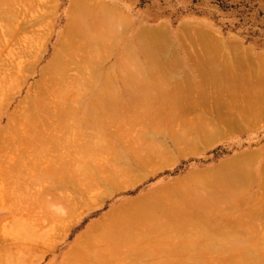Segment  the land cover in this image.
<instances>
[{
    "label": "rangeland",
    "instance_id": "1",
    "mask_svg": "<svg viewBox=\"0 0 264 264\" xmlns=\"http://www.w3.org/2000/svg\"><path fill=\"white\" fill-rule=\"evenodd\" d=\"M2 0H0V6L5 10V8H7L6 6H5V8H4V3L3 2H1ZM15 1V0H14ZM71 0H17L16 2H18V4L16 3V2H14V3H8V4H10L9 6H11L12 7V4H15V6H13V11H16V12H13V13H17V14H14V15H16V17H14V16H12L11 18V20H8V18L6 19H4L3 17H2V15L4 16V11L2 10V9H0L3 13H1L0 12V14H2V15H0L2 18L0 19V20H2V21H0L1 23H0V67L2 66V70H0L1 71V73L4 71L3 69H7V68H10L11 66H9V65H13L14 63H12L13 62V60L14 61H19V60H22V62H23V67H21L22 69L20 70V73H22V75L24 76V79H25V83H23L22 85V88L19 90V92H18V90L16 89V88H14L12 85H10V86H12V90H9V94H11V91H12V94L9 96V97H11V98H8V96H7V98H6V96H5V103H4V93H3V95L1 94L0 95V103L2 104V105H7V101L8 102H10V104L8 103V106H2V105H0V130L1 129H4L5 127H6V125H8L9 123H8V121L9 120H7V118H8V116H9V114H14V113H16V116H15V118L18 116L19 118H20V115L19 114H21L22 113V110H20V109H18L20 106H22L23 105V100L24 101H26V97H27V95H33L34 94V91H33V88H32V86H33V84L36 82V81H38L37 79H39V77H38V75H37V73L36 72H38V69L40 68V67H42L44 64H45V62L47 61V59H48V57H49V55L52 53V51H53V48H54V45H55V43H56V40H57V36H58V32L60 31V30H62L63 29V27H64V25H65V22H66V14H67V8H68V6H69V2H70ZM75 2L77 3V6L78 7H80V8H82L84 11H85V8H86V10H95V9H99V8H101L102 9V11H95V12H97V13H99V14H102L103 16L106 14V13H108L109 14V17H112V18H115V19H118V20H120V21H122L123 22V24L121 25L122 27H120L119 29H117L118 27H116L115 29L117 30V31H119L118 33H120L121 35V37H122V39L120 38V37H118L119 39H120V41H119V39H118V41H119V43H118V41H117V43H114V45L116 46H114L113 48H114V50H110L108 53L109 54H107L106 53V55H105V52L103 53V52H99V53H97L98 54V57H97V55H96V53L94 52L93 53V55H95V56H92V55H88V57H87V59H90V61L89 60H87L86 59V57H84V59H83V57H81V56H87V50L85 51V54L84 53H79V52H77L76 54H74L75 53V48H74V46H71V48L69 47L67 50H71L70 51V53H72V52H74V53H72V55L69 53V51H68V55H64L62 58H61V61L63 60L64 61V63L63 62H60V64L62 65V64H64V66L66 65L67 66V63H68V60H69V58H68V56H70L71 55V57L74 55L75 56V59L77 60L76 62H78V61H80L78 64H83L84 62L87 64V65H85L89 70H86L87 71V74L83 71V69L85 70V66H84V64H83V66L81 67V71L78 69V67L76 68V69H78L77 71L76 70H74L73 68L75 67L74 65H73V63L71 64H69V66L71 65V67H73V68H70V69H73V70H71V71H69L68 69H66V71H69L68 73H70L71 74V76L72 77H70V75H69V79L70 80H72L71 81V83H76V84H73V85H71L70 86V88L67 86H65L64 84L65 83H67V82H64V83H62V82H60V83H62V85H63V87L65 86V89L62 87V90H64L62 93H61V95L60 96H62L61 97V99H60V96H57V97H59V101H57L58 100V98H57V100H56V97L54 98V100L55 101H57V103L59 104V102L60 103H62L61 101H64V100H66L68 97H72V104L75 106V104L77 103V101H78V105H79V110L77 109V112H82L83 111V114L82 115H84L85 113L84 112H88V110L87 109H89V108H91L92 106H94L97 102H95V100H94V105H89V104H91L92 103V97H94L95 96V98L94 99H96L97 97H96V93L98 94V93H100L101 91H104V90H108V92L109 93H115L116 94V92L119 90V89H121V87L123 88V85H122V83L123 82H125V81H123L122 79H124L123 77H125V76H129V77H132V78H129V77H125V79L126 78H128L127 79V81L125 82L126 84H127V86L130 88H132V83H134L133 81H135V80H137V78H136V76L138 75V74H141L142 73V75L144 76V74L146 75H148V77H147V75L145 76V77H143V76H141V77H143V79H151V77L153 76V75H155V74H152V75H150V72L152 71L150 68L153 66V67H156V68H154V70L155 69H157V70H159L158 68H165V69H162L161 70V68H160V70H161V72H160V70L158 71V72H160L159 74V76L157 77V72L155 71L154 73H157L156 75H155V77H157L156 79H158L160 76H164V77H166L165 79H168V81L167 80H165L164 79V77H161V78H163L164 79V81H166V82H169L170 80V82H169V85L171 86V88L173 89L172 91L170 90H168L169 92H175V91H177V92H175L176 94L178 93L179 94V96H181L180 95V91L181 90H179L180 89V87L181 86H179V87H177L176 86V89L174 90V87H175V85H172V84H175V80H176V82L177 83H179L180 81L182 82V84L181 83H179V85H182L183 87H185V85L187 86L190 82H196V81H198L199 80V78L200 77H204V76H202L203 74H210L209 72H208V70L209 71H215L214 73H216L215 75H214V73L212 72L211 74H213V78H217L216 77V75H219V73H223V72H227V73H229V74H231L232 72H234L235 71V69L233 70V71H230L229 70V72H228V70H227V67H225V65H219V67L217 66V65H215L216 63L215 62H217V63H219V64H222V62L223 61H216V57L215 58H213V56L215 55L216 56V53L215 52H213V53H211L212 52V50L213 49H211V51L209 50L211 47L212 48H214V46H216L217 47V49H216V51H220L219 52V55H221V53L224 51V50H226V53L227 54H225L224 52V54H225V56L227 57H229V55H228V52L230 53V57L229 58H227V59H231V61L234 59L232 56L233 55H235L236 57H237V59H238V57H239V59H240V56H241V58L242 57H244L245 59H252V60H250V61H248V59L246 60V61H248V62H250V63H246V61H245V59H243L244 61H245V63L244 64H246L245 66L243 65V62L241 63V60H237V62L238 61H240L239 63H241V65L242 66H244V67H251V71H252V67H254V65H255V70L256 71H258V73L257 72H253L254 73V75H256V74H259L260 72H262L260 69H263V67L261 68H259L257 65H258V61H261V62H263L264 61V58H262V56H264V0H75ZM7 4V5H8ZM0 7V8H1ZM11 7H10V9H8V10H11ZM16 8V9H15ZM15 9V10H14ZM48 10V11H47ZM47 11V12H46ZM12 12V11H11ZM49 12V13H48ZM111 12H113V13H115V14H113L112 13V15H111ZM9 13H10V11H9ZM8 13V14H9ZM13 13H12V15H13ZM8 14H6V15H8ZM5 15V16H6ZM10 15H11V13L8 15V17H10ZM51 16V17H50ZM14 17V18H13ZM27 17V18H26ZM37 17H38V19H37ZM48 17V18H47ZM29 19V20H28ZM25 22V23H24ZM39 22V23H38ZM49 22H51V23H49ZM48 23V24H47ZM23 25L25 26V27H23ZM30 25H34V26H32V28L30 27ZM22 26V27H21ZM50 27H51V29H50ZM14 28H15V30H14ZM21 28V29H20ZM27 28V30L26 31H24V29H26ZM123 28V29H122ZM141 29H160V30H162V32L159 34V37H157L158 39H162V36H167L164 40H160L159 42H158V40L157 41H154V40H151V42L152 43H149L150 41V39H148V41H146L145 43H144V41L146 40V39H143V38H140V37H137L138 36V32L137 31H139V33H140V31H141ZM18 30H20L21 32H19ZM124 31H126V32H124ZM163 31H165V34L163 33ZM14 33V35L12 36V34L11 33ZM17 32H19V33H17ZM51 33V34H50ZM124 33V34H123ZM164 35H163V34ZM46 34H47V36H46ZM161 34H162V36H161ZM8 35H11V36H8ZM50 35V36H49ZM49 36V37H48ZM8 37L9 38H12V39H8ZM16 37V38H15ZM44 37H48V38H44ZM161 37V38H160ZM19 38L21 39L20 40V42H19ZM41 38V39H40ZM137 38L138 39H140L141 41H143L141 44L139 43V45L141 46V48H139L140 46H138V44H136V43H138L139 41H137ZM164 38V37H163ZM181 38V39H180ZM190 38V39H189ZM28 39H30L29 41H28ZM36 39V42L34 41ZM168 39V40H167ZM193 39V40H192ZM40 40H42V41H40ZM85 40V39H84ZM84 40H83V42H84ZM115 40V39H114ZM166 40V41H165ZM183 40V41H182ZM33 41V43H31ZM110 41H112L113 42V39L112 40H109V41H107V44H108V42H109V44H110ZM116 41V40H115ZM114 41V42H115ZM195 41V42H194ZM26 42L29 44V47H30V45L32 46L30 49L28 48V47H26V46H28V45H26ZM39 42H40V44H39ZM81 44L83 43L81 40L79 41ZM86 42H88V41H86ZM85 42V43H86ZM184 42H185V45L187 46H185L184 45ZM200 42V43H199ZM16 43V44H15ZM17 43H19V44H17ZM46 43V44H45ZM84 43V44H85ZM130 43H132L131 44V49L133 48V47H136L137 49H135V48H133L132 49V51L133 52H136L137 53V57L136 56H133V54H132V58H129L130 59V61L127 59H125L126 61H125V63L127 64V65H129L132 61H133V63L131 64V65H129L132 69L134 68L133 67V65H137L138 67V71L136 70V69H134V70H130V67H129V69H128V71L129 72H126V71H123V73H125V76H124V74L122 73V71L120 72L119 71V69H115V68H113L114 69V71L113 70H110L109 68H111V67H108V65H111V64H114V66H112V67H115V64L116 65H118V62L119 61H121L122 59L119 57V53H123V58H125L127 55H125V52H126V49L127 48H129V47H126L125 48V46H127L128 44L130 45ZM33 44V45H32ZM34 44H35V47H34ZM43 44H45V46L46 47H44V48H46V49H44L43 48ZM87 44V43H86ZM85 44V45H86ZM118 44V45H117ZM125 44H127V45H125ZM135 44V45H134ZM18 45V46H17ZM25 46L24 48H21L22 46ZM40 45V46H39ZM133 45V46H132ZM184 45V46H183ZM211 47H210V46ZM192 46V47H191ZM19 47V48H18ZM33 47H34V49H33ZM147 47V48H146ZM188 47H189V50H188ZM197 47V48H196ZM202 47V48H201ZM208 47H210V48H208ZM215 47V48H216ZM14 48H17V49H14ZM21 48V51L19 52V49ZM73 48H74V50H73ZM150 48V49H149ZM22 49H23V51H24V49H25V51L24 52H26V51H29V55H28V52H27V55L28 56H26L25 54H24V52H22ZM26 49H28V50H26ZM33 49V50H32ZM42 49H44V51H42ZM134 49H135V51H134ZM144 49H148V52L147 51H145V52H147L148 54L146 55V56H143V55H141V53H140V51H144ZM192 49V50H191ZM195 49V50H194ZM199 49V50H198ZM202 50V52L205 50V49H207V51L209 50L210 52H207L206 53V50H205V52H204V54H206L205 55V58H204V54H203V56H202V58H201V55L202 54H200L201 52V50ZM223 49V50H222ZM30 50H32V51H34V52H32V54H31V51ZM41 50V51H40ZM67 50H66V53H67ZM151 50H153V51H151ZM199 51V53H198V51ZM215 50V49H214ZM150 51V52H149ZM189 51V52H188ZM192 51H195V52H192ZM197 51V52H196ZM222 51V52H221ZM16 52H19V54H17ZM111 52V53H110ZM156 52V53H155ZM20 53H21V55H20ZM34 53V54H33ZM37 53V54H36ZM87 53V54H86ZM100 53H102V55L100 54ZM189 54V55H187V54ZM191 53V54H190ZM195 53V54H194ZM197 53V54H196ZM209 53V54H208ZM223 53H222V55H221V57L223 56V58L225 57L224 55H223ZM232 53V54H231ZM15 54H17V57L20 55V56H23V55H25V56H23V57H25V60L21 57H18V58H16V55ZM65 54V53H64ZM70 54V55H69ZM83 54V55H82ZM104 54V55H103ZM112 54V55H111ZM159 56H158V55ZM208 54V55H207ZM210 54H212V55H210ZM218 54V53H217ZM15 55V56H14ZM32 55V56H31ZM33 55H35V56H33ZM40 55V57H39V59H36V58H38V56ZM78 55H80V57L78 56ZM156 55H157V57H159V58H157L156 57ZM187 55V56H186ZM195 57H194V56ZM246 55V56H245ZM37 56V57H36ZM91 56V57H90ZM143 56V57H142ZM191 57V59H190V57ZM196 56H198V58L197 59H195L196 58ZM200 56V57H199ZM218 56V55H217ZM258 56V57H257ZM96 57V58H95ZM104 57H105V59H104ZM131 57V56H130ZM134 57V58H133ZM154 57V58H153ZM193 57V58H192ZM211 57V61L209 60V59H207V58H210ZM221 57H220V60H221ZM225 57V58H226ZM259 57H261V59H259ZM10 58V59H9ZM66 58H68V60L66 59ZM79 58H81V59H83V61H81V60H78ZM91 58H93V59H91ZM95 58V59H94ZM99 58H103L104 60L103 61H106L105 63L103 62V61H101V59H99ZM139 58V59H138ZM157 58V59H156ZM233 58V59H232ZM6 59H8V60H6ZM16 59V60H15ZM36 59V60H35ZM73 59V58H72ZM90 63V62H92L91 64H88L87 62H86V60ZM142 59V60H141ZM149 59V60H148ZM156 59V60H155ZM189 59V61H187ZM194 59L196 60V61H194ZM201 59H205L204 61H207L208 62V60L210 61V63H208L209 64V66H207L206 68H204V69H201L202 67H200L199 68V63H197V62H199ZM207 59V60H206ZM213 59H215V61L214 62H212L213 61ZM27 60V61H26ZM30 60V61H29ZM33 61V63L35 64V62L37 63L38 61H39V63H37V64H35V65H33L32 64V66H34V68H31L32 66H31V63L30 62H32ZM70 60H71V58H70ZM74 60V59H73ZM73 60H71V62L73 61ZM98 60V61H97ZM99 60L101 61V62H99ZM124 60V59H123ZM122 60V61H123ZM141 60V61H140ZM242 60V61H243ZM5 61V62H4ZM67 61V62H66ZM121 61V62H122ZM137 61V62H136ZM142 61H143V63H142ZM192 61H194V62H192ZM202 61V63L204 64V62H203V60H201ZM234 61V60H233ZM232 61V63H234ZM98 62V63H97ZM105 64H103V63ZM136 62V63H135ZM148 62V63H147ZM192 62V63H191ZM206 62V63H207ZM3 63H6L7 65H5V64H3ZM28 63H30L29 64V66H27L28 65ZM129 63V64H128ZM142 63V64H141ZM238 63V64H239ZM100 64H103L102 66L100 65ZM138 64H141V65H138ZM144 64H150L149 66L148 65H144ZM162 64V65H161ZM191 64V65H190ZM195 64V66L197 65V68L194 70V68H193V65ZM208 64H204V65H208ZM234 64H236L237 65V63H236V61H235V63ZM249 64H250V66H249ZM254 64V65H253ZM24 65H26L25 67H24ZM94 65V69L95 68H98V70H94V71H98L97 73H100V72H102V73H100L101 74V76H99L100 74H96L95 73V75H93V74H91V72H93L94 73V71H90V69H92V66ZM144 65V66H143ZM168 65H170V66H168ZM202 65V64H201ZM200 65V66H201ZM203 65V66H204ZM214 65H215V67H216V70L218 69H220V71L218 72V70H217V72H216V70L214 69L215 67H214ZM241 65L239 66L240 67V70H241V68H244V67H241ZM4 66V67H3ZM9 66V67H8ZM106 66H107V68L109 69V71H112L111 72V76H109L110 75V72H109V75L107 74L108 72L106 71L107 70V68H106ZM148 66V67H147ZM160 66V67H159ZM190 66H192V67H190ZM212 66V67H211ZM223 68H221V67ZM257 66V67H256ZM260 66V65H259ZM26 67L28 68V67H30V68H28V69H26ZM63 67V65L61 66V68ZM80 67V66H79ZM169 67V68H168ZM25 68V69H24ZM64 68V67H63ZM62 68V69H63ZM144 68V69H143ZM233 68H234V66H233ZM233 68H231L230 67V69L232 70ZM238 68V66H236V69ZM99 69L101 70V71H99ZM169 69V70H168ZM199 69H201V72H203V73H201L200 72V70ZM208 69V70H207ZM212 69V70H211ZM249 70H250V68H248ZM247 69V71H248V74L249 73H251V71L249 72V70ZM64 70V69H63ZM141 70L142 71H144V72H146V73H144V72H141ZM149 70H151V71H149ZM153 70V71H154ZM164 70L166 71V72H169V73H167V75H166V73L164 72ZM197 70H199V72H197ZM202 70H204V71H202ZM244 70H246V68H244L243 70H241L240 72H242V71H244ZM31 71L33 72L34 71V73H32L31 74ZM88 71H90V75H88ZM122 74V76H121V74L119 73V72ZM149 71V72H148ZM194 71H195V73H194ZM222 71V72H221ZM236 71H239V69H237ZM247 71H245L246 72V75H244V74H242V75H244V76H246V78H247ZM264 71V70H263ZM25 72H27V73H25ZM113 72H115L114 74H113ZM137 72H140V73H137ZM184 72V73H183ZM0 73V79L2 78V74ZM31 75H30V74ZM66 73V74H65ZM104 73V74H103ZM144 73V74H143ZM196 73H198V75L196 74ZM226 73V74H227ZM236 73V72H235ZM234 73V74H235ZM252 73V74H253ZM112 74L116 77V81H114V77L112 76ZM116 74V75H115ZM133 74V75H132ZM186 75V77H187V79H186V77H184L185 75ZM202 74V75H201ZM238 74V75H237ZM64 75L65 76H63V77H66V75L68 76V74H67V72H65L64 71ZM83 75V77H82V83L80 82V84H82V86H84V87H82V90H81V88H78V89H80L79 91H77V87L79 86H77V81L79 80V81H81L80 79H81V77L80 76H82ZM97 75V76H96ZM104 75V76H103ZM118 75V76H117ZM182 75H184L183 77H182ZM199 75H201V76H199ZM232 76H233V73L231 74ZM236 75L238 76V77H240V80H241V73H236L234 76L236 77ZM250 75V74H249ZM260 75H263V73L261 74L260 73ZM23 76H22V79L21 80H23ZM29 76V77H28ZM77 76H79V77H77ZM120 76L122 77L121 79H120ZM150 76V77H149ZM188 76H189V78H188ZM212 76V75H211ZM220 76V75H219ZM218 76V77H219ZM233 76V77H234ZM252 76V75H251ZM251 76H249V77H251ZM79 78V79H75V78ZM97 78V82H95L96 80L95 79H93V78ZM141 77H138L139 79L141 78ZM155 77H152V84H153V91H152V85H151V87H144L143 86V89H144V91L142 90V89H140V87H139V89H140V91L142 90V92L143 93H148V92H150L151 94H155L156 92V94H159V96H160V94H161V98H167L168 97V95H167V92L168 91H166V92H164L163 93V88L165 87V85H163V87H160L159 85V83L160 82H156V79H153V78H155ZM167 77H169V78H167ZM198 77V78H197ZM248 77V78H249ZM83 78H86L85 80L83 79ZM89 78H91L92 80H90ZM183 78H184V80H183ZM237 78V77H236ZM66 79H68V77L66 78ZM66 79H64L65 81H66ZM111 80L110 82H109V80ZM124 79V80H125ZM131 79V80H130ZM134 79V80H133ZM142 79V78H141ZM162 79V80H163ZM177 79H179L178 81H177ZM238 79V78H237ZM243 79V78H242ZM252 79V78H251ZM63 80V81H64ZM75 80H77L76 82H75ZM84 80V81H83ZM90 80V81H89ZM128 80H129V82L131 83V85H130V83L128 82ZM154 80H155V82H156V84L158 85V87H160V92L159 91H155V89L157 90V85L155 86L154 84ZM159 80V79H158ZM157 80V81H158ZM162 80H160V81H162ZM189 80H191L190 82H189ZM193 80V81H192ZM249 80V79H248ZM68 81V80H67ZM78 81V82H79ZM132 81V82H131ZM140 81V80H139ZM163 81V82H164ZM183 81H188L189 83L187 84V82H186V84L185 85H183V83H185V82H183ZM239 81V80H238ZM242 81V80H241ZM245 81V80H244ZM243 81V82H244ZM20 82H23V81H19L18 83H20ZM70 82V81H69ZM68 82V83H69ZM107 82V83H106ZM116 82V83H115ZM136 82V81H135ZM93 83H96L95 85L97 86H94V87H92L91 88V85L93 84ZM103 83H105V84H103ZM114 83L115 84H118V85H114ZM245 83V82H244ZM247 83H249V82H247ZM59 84V83H58ZM57 84V85H58ZM135 84V83H134ZM161 84H163V83H161ZM164 84H168V83H165L164 82ZM240 84H242V83H240ZM9 85V84H8ZM8 85H6V87H5V90H4V88H3V92H6V90L8 91V89H9V86ZM15 85H17V84H15ZM20 85V84H19ZM62 85H60V86H62ZM76 85V86H75ZM94 85V84H93ZM150 85V83L147 85V86H149ZM190 85V84H189ZM243 85V87H245L244 85L245 84H242ZM21 86V85H20ZM44 86V87H43ZM73 86H75V88L73 87ZM87 86V87H86ZM102 86V89H104V90H102L101 88H100V90H99V87H101ZM106 86V87H105ZM112 86H113V88H112ZM118 87L117 88V90H116V87ZM126 86V87H127ZM146 86V85H145ZM162 86V85H161ZM169 86V87H170ZM191 86V85H190ZM194 86V85H193ZM41 87H43V90L44 89H46V91H45V93H47V94H49V90L51 89V90H53V89H56V88H58L57 86H56V88L54 87V85H52L51 87H54L53 89L52 88H48L49 86H45V85H41ZM72 87H73V89H72ZM86 87V89H84ZM88 87H89V89L91 90V93H92V90H94L93 92L95 93H89V91L87 90L88 89ZM96 87V88H95ZM127 87V88H128ZM135 87V86H134ZM156 87V88H155ZM182 87V88H183ZM189 86H187V89H190V91L192 92V90H191V88H188ZM214 87V86H213ZM212 87V88H213ZM242 87V86H241ZM242 87V88H243ZM248 87V85L245 87V88H247ZM60 88V87H59ZM58 88V89H59ZM110 88H111V90H110ZM115 88V89H114ZM128 88V89H129ZM131 88H130V90H131ZM142 88V87H141ZM145 88H151V90L150 91H148L147 89H145ZM162 88V89H161ZM181 88V89H182ZM195 88V89H194ZM197 87H193V89L194 90H196V92H198V89L199 90H201V92H203L204 94H205V92L204 91H202V90H204V88H198V89H196ZM211 88V87H210ZM209 88V89H210ZM211 88V89H212ZM215 88V87H214ZM19 89V88H18ZM29 89H31V90H29ZM36 88H34V90H35ZM73 91H72V90ZM83 89H84V92L85 91H87L88 92V95L89 94H91V95H86V96H88V97H86L85 99H87V101L83 98V95H84V93L82 92L83 91ZM132 89H134V88H132ZM166 90L168 89V86H166V88H165ZM183 89H186V88H183ZM187 89L184 91V92H186L187 91ZM209 89H205L206 91L207 90H209ZM239 89V88H238ZM248 89V88H247ZM161 90H162V92H161ZM178 90H179V92H178ZM15 91H16V93H15ZM98 91H100V92H98ZM111 91V92H110ZM165 91V90H164ZM183 91V90H182ZM181 91V92H182ZM239 91V90H238ZM18 92V93H17ZM55 92V91H54ZM68 92H70L69 94H68ZM142 92H140V94L142 93ZM168 92V93H169ZM184 92H182V93H184ZM188 92V91H187ZM194 93H193V95L195 96V95H197V93H195V91H193ZM201 92H199L198 94L199 95H197V96H200L201 98H203L202 97V94H200ZM8 93V92H7ZM7 93H5V95L7 94ZM13 93H15V94H13ZM29 93V94H28ZM65 93H66V96H65ZM170 93V94H171ZM172 93V94H173ZM8 94V95H9ZM72 94V95H71ZM156 94H155V96H156ZM163 94H165L166 95V97L165 96H163ZM169 94V96H171ZM50 95V94H49ZM59 95V94H58ZM84 95V96H85ZM116 95H119V92L116 94ZM192 94H191V96H193ZM209 95V94H208ZM211 95V94H210ZM64 96L66 97V99L64 98ZM148 96V98H151V97H149L150 96V94H148L147 95ZM153 96V95H152ZM154 96V97H155ZM173 96V95H172ZM175 96H177V98H182V96L181 97H178V95H175ZM186 96H187V94H186ZM185 96V97H186ZM188 96H189V93H188ZM206 96V95H205ZM22 97H23V99H22ZM48 97V96H47ZM46 97V99H47V101H48V98ZM157 97V96H156ZM174 97V96H173ZM173 97H172V99H173ZM25 98V99H24ZM68 99V101L70 100L71 101V99ZM147 98V97H146ZM157 98H159V97H157ZM164 98H163V101H166V102H163V101H161V99L159 100V99H156V98H154V101H155V99L156 100H158V102L160 101V102H162V104L164 105H162L161 104V107H164V109H166V111L168 110V109H170V107L168 108V107H166V104H169V105H176V103L171 99V100H169L168 101V99H166V100H164ZM168 98H171V97H168ZM176 98V97H175ZM177 98H176V100H177ZM187 98V97H186ZM189 98V97H188ZM187 98V99H188ZM196 98H199V97H196ZM206 98H211L212 99V97L210 96V97H206ZM27 99H28V97H27ZM81 99V100H80ZM84 99V100H83ZM185 100V98L183 97V100H185V101H187V102H185V101H180L179 102V100H178V102L179 103H177L179 106H181V107H178V108H176V109H179L178 110V112H177V114L179 113V111L181 110V108H185L187 105L189 106V104H190V102H191V100H189V102H188V100ZM191 99H193V98H191ZM195 99V98H194ZM200 99V98H199ZM3 100V101H2ZM21 102H20V101ZM50 100L52 101V99L50 98ZM61 100V101H60ZM80 100V101H79ZM83 100V101H82ZM97 100V99H96ZM153 100V97H152V99H151V101ZM180 100H182V99H180ZM67 100H66V102H68ZM171 101H173L174 103H172V104H170L171 103ZM193 101V100H192ZM194 101H196V100H194ZM202 101V100H201ZM208 101H209V99H208ZM75 102V103H74ZM80 102H82V104L80 105L79 103ZM90 102V103H89ZM153 102V101H152ZM152 102H149V104L150 105H152L154 108H155V106H154V104L155 103H157V101L155 102V103H152ZM183 102H185V103H183ZM198 102H199V106L201 105V104H203V102L201 103L199 100H198ZM197 102V103H198ZM4 103V104H3ZM19 103H21V104H19ZM49 103V102H48ZM69 103H71V102H69ZM68 103V104H69ZM83 103L85 104V107H86V110H84L83 109ZM201 103V104H200ZM209 103V102H208ZM76 104V107L78 106ZM19 105V106H18ZM50 105V104H49ZM87 105V106H86ZM156 105V104H155ZM157 105H158V103H157ZM184 105H186V106H184ZM205 105V104H204ZM204 105H202V109L200 108V114L198 115V113H199V107H194V108H192L193 110H194V112L196 113H189L190 111H191V109H188L187 107V109H186V111L188 110V114H186L185 115V113H187L186 111H185V109H182L183 110V112H184V114H180L179 113V115L178 116H180L181 115V117H182V119L183 120H187V121H192V120H189L190 118L192 119V117H195V116H201V114H202V116H203V114H204V112L206 111L207 112V110H205L204 111V109H207V108H204ZM208 105V104H207ZM210 105H212V104H210ZM210 105H208V107H210ZM214 106H212V107H210V108H212L211 109V112L209 111L207 114H206V112H205V114H204V117H206V118H208V119H211V120H213L214 121V117L216 118L217 116L216 115H219V113L217 112V114L215 113V114H213L214 112L213 111H216V109L215 108H217L216 107V105L215 104H213ZM1 106H2V108H1ZM184 106V107H183ZM230 107L231 106H233V105H229ZM156 107H159V108H161L159 105L158 106H156ZM166 107V108H165ZM207 107V106H206ZM21 108V107H20ZM78 108V107H77ZM153 108V109H154ZM204 108V109H203ZM221 108V107H220ZM223 108L225 109L226 107L225 106H223L222 107V109L221 110H223ZM227 108H228V111L227 110H224L223 111V114H227V112H229L230 111V108L227 106ZM233 108V110H234V107H232ZM14 109L16 110V111H14ZM81 109V110H80ZM83 109V110H82ZM163 109V108H162ZM173 109V108H172ZM214 109V110H213ZM217 109H219V108H217ZM20 111V112H18V111ZM156 110V109H155ZM171 110V109H170ZM182 110L180 111V112H182ZM192 110V111H193ZM203 110V111H202ZM233 110H231V111H233ZM159 111V109H157V111H155V112H158ZM166 111L164 112L165 114H166ZM175 111V109L173 110V112ZM227 111V112H226ZM234 111H236V110H234ZM11 112H13V113H11ZM17 112H18V114H17ZM182 112V113H183ZM225 112V113H224ZM79 113V114H80ZM211 113V114H210ZM175 114H176V112H175ZM176 114V115H177ZM190 114V115H189ZM209 114V115H208ZM81 115V114H80ZM82 115H81V117H82ZM174 115V114H173ZM183 115H185V117H186V119H185V117H183ZM192 115H195V116H192ZM220 115L222 116V114L220 113ZM85 116V115H84ZM220 116V117H221ZM226 115H224V120H223V122H226L227 121V118H229L230 117V115H227L228 117H225ZM231 116H233L232 118L233 119H235V114H231ZM13 117V116H12ZM11 117V118H12ZM17 117V118H18ZM181 117H176V121H178V122H182V119H181ZM14 118V119H15ZM166 118H168V117H166ZM232 118H229L230 120L232 119ZM248 118V117H247ZM253 118V116H251V114H250V118H248L249 120L250 119H252ZM13 119V118H12ZM11 119V122H12V124H13V126H15V120H14V122H13V120ZM44 118H42V120H43ZM154 119H157V120H165V119H163L162 117L161 118H157V117H155ZM220 119V118H219ZM20 120V119H19ZM230 120H228V121H230ZM36 121V120H35ZM227 121V122H228ZM231 121H233V120H231ZM16 123H18V121L16 122ZM148 124H147V126L148 127H152V126H154V124H158V123H149V122H147ZM11 124V125H12ZM23 124L24 123H19L18 124V126L17 127H19V128H17L18 129V131L19 130H25L26 129V127L24 126L23 127ZM160 125H162L158 130H160V131H167V130H170V128H172V125H169V124H160ZM144 126V121H142V122H139L138 124H137V127H134V128H132L131 129V131H130V133H128L127 132V130L126 131H123L122 132V134H123V137L124 138H122L121 139V141L123 142V145L121 144V141H120V144L119 145H117V142H119V139H118V137H115V144H113V145H115V147H114V150H115V152H117L116 154L115 153H113L112 151H110V150H107L108 152H110V153H107L108 154V158L109 159H111L112 157L114 158V156L115 155H117V156H115L116 158L117 157H119V154L120 153H127V151L126 150H123L124 148H123V146H127V145H129V143H131L132 141H131V139L133 138V137H136L137 135L136 134H134L135 132H141V128ZM154 128V127H153ZM174 128H179V124H177L176 123V125H175V127ZM27 129H29V128H27ZM110 129H112V130H115V129H113V127L111 126L110 127ZM91 131V130H90ZM9 133H11V134H9ZM9 133H6V137H7V135H8V137L9 136H11V137H14L13 136V133L12 132H10L9 131ZM60 134V133H59ZM62 135L63 134H60L59 136H61L62 137ZM65 135V134H64ZM66 136V135H65ZM97 136H99V135H97ZM98 139V138H97ZM118 139V140H117ZM139 139L141 140H143L145 143H148L146 140H144L141 136L139 137ZM217 139V140H216ZM214 141L212 140L211 141V143L209 142L208 144H209V146L206 144L205 146H201L200 145V147H199V151H197L198 149H195V152H194V150H191V151H186V153H183L182 154V152L180 151V149H179V151L181 152V154H180V152H178V148H173V146L171 145V142L170 141H168V140H166V139H164V143H168L169 145H170V147L171 148H173L174 150H173V153H172V155H174V158H171L172 160H170V159H168L169 158V156H168V158H166L165 159V157H162V158H159V163H154V165H150V168H148L149 167V165L148 166H144V167H139V166H137V165H133L134 166V168H133V166L131 165L130 167L131 168H129L128 170H127V172H125L126 174L125 175H122L123 176V178H120V176L118 177V179L116 180L117 182H119V180L122 182L123 180H125V179H128L127 181V183L126 182H124V184L123 183H120V184H123V185H119V187L117 188V187H111L110 185H108V182L107 181H101V180H97V183L98 182H100L101 184L100 185H98L97 184V187H95V189H89L90 191V193L89 192H87V193H89V195L88 196H90V197H88V196H85L86 194H85V191H87V190H85V189H83L84 188V181H83V185H81V183L80 182H77V180H79L80 178L79 177H84V176H82V175H84V173H82L83 171H84V169H82L83 171L81 172L82 173V175L81 176H79L78 177V179L76 180V182L73 180V177H76V176H73V172H75V171H72V173H71V170L69 171V169H71V167H72V165H74L75 166V164L74 163H76L77 164V162L78 161H80V163H81V161L83 162V160H80V157L79 156H77V158H74V157H72V155L74 156V155H76V154H78L79 153V151L81 152L82 150H83V148L85 149V146L86 145H84V147H81V148H79L78 146L79 145H77V147L80 149H78L79 151L77 152L76 151V147L73 149V147H72V149H73V151H71V152H73V153H76V154H72L71 156L70 155H68V152L71 150L70 148V150L67 148L66 150L68 151H64L65 149H61L60 150V153H58V154H56V155H59V154H62V152L64 151V153H67V156H69L70 158H73V159H75V161L72 163V159H69L68 160V164L67 165H65V167H64V165H63V167L64 168H67V172L66 171H64L67 175H69V177H67L66 175L64 176V174L63 173H61V174H63V178H64V180L66 179V180H68V178L69 179H71V175H72V179L71 180H68L67 182H66V180H65V183H69L70 181H72V183L70 182L69 184L70 185H72L73 184V186H71V187H69L68 185L69 184H67L66 186H65V183H64V181L62 182V183H64V184H62V183H60L59 181L60 180H58V179H56L57 177L54 175V177L53 176H51V178H53V181H50L49 180V182L51 183H53V185H54V183H55V185L58 183L59 185H56V186H48L50 183H46V182H43V181H40L39 179H37V180H39V181H36V178H39V174H38V172H40V174L42 173V172H44V171H42V169L41 170H39L40 168H38V166H36V165H34V167L36 168V169H38V172H37V170L35 169V171L37 172H35L33 169H34V167H33V169H32V167L30 166L29 168H28V171L30 170V168H31V171H29L30 173H33V174H35L36 173V175H37V177H35V175H33L34 177H29L28 176V178H35V180L34 179H32V181L34 180L35 181V183H34V181H33V183L34 184H37L38 185V182H42V186L44 187V185H46L45 186V188H47V189H43L42 187H41V183L37 186V185H34V184H32V185H34V186H31L30 184L29 185H25V187H26V189H25V187L24 188H22L21 190L19 189L20 187H22V184L25 182V181H23L22 182V184H20V186H17V184L15 185V184H13V186L11 185L12 183V180H13V178H14V175L12 174V173H15V172H12L11 174H12V178L10 177L11 176V174H9V177H8V174L6 175V174H4V172L5 173H9V172H11V171H9V172H7L6 171V169L4 170L3 168H4V166L5 167H8V165L9 164H11L12 163V159H14L16 156H20L21 154H23V155H25V153L26 152H23V153H18L17 151H16V153H14L13 151H15V150H13L12 151V154L10 155V153H3V151H0L1 153V156H0V239H6L7 241H8V239L10 240V241H8V243H6L7 245H4L5 244V242H4V240H3V242L2 243H0V244H2V245H0V248L2 249L1 251H0V261H1V263L0 264H62L63 263V261H64V259H65V257H66V251L68 250V248L73 244V242H74V240H75V237L86 227V225L88 224V223H90V222H92L93 220H96L97 218H99L100 216H102L103 214H105V213H107L109 210H110V208L112 209L113 207H115L116 205H121V204H124V202H126V201H131V200H134L136 197H138V196H141V195H145V194H149V196H148V200L150 201V202H152V203H154L155 204V206L156 207H159V209L157 210V211H153V209H152V211L154 212V213H150V211H149V215H150V217H152L153 216V214H155V213H157L156 215H154L153 216V218H152V220L153 219H156L155 221L156 222H158V216H159V223H161L160 222V220H163V221H165L166 219H165V217L166 216H169L168 214H170V213H174V211H176L175 209H178L177 211H181L180 210V208L182 209V207H186V209H187V211H189L190 213H192L193 211H197V210H195V209H191V208H189V206L191 207V205H192V203H193V201H194V203H197V205H211L209 202L211 201V200H213V194H212V190H214L213 192H215V190H216V192H217V187H218V193H220V192H222V191H220L221 189H223V188H226V187H223V186H217V187H211L212 189H211V191L209 192V190H207V192L205 193V191H203L208 197H204V196H201V194H199V191H197L198 189L196 188V187H194V188H196V190L193 188V187H191V189H189L188 191L190 192V193H194V195L193 194H191L192 196L190 197V193H188V195H189V197H184L183 198V196H176L177 198H175V195H173L174 196V198H169L168 199V201L166 200V198H165V200L166 201H164V197L162 196V197H160V199H156L155 197H156V195L155 194H152V195H150V193H151V191H153L155 188H157V187H159V186H161V185H164V184H170V183H172V182H174V181H176V180H178V179H180V178H182L183 176H185V175H187V174H189L190 172H194L193 174H196V172L197 173H199V171H204V170H210L212 167H214L217 163H219V162H221V161H223V160H226V159H230V158H232L234 155H238V154H240V153H245V152H251V151H257L258 152V156L256 157V158H254V157H252L251 159H250V161H248L249 163H251V164H253V163H255L256 165H258L259 164V162L261 163H263V157H264V117L262 118V119H260L259 121H254L253 122V124H251L249 127H245L244 128V131L243 132H238V133H235V134H233V135H230V134H225V135H221V136H218L217 138H216ZM99 140V139H98ZM96 141V140H95ZM97 142V141H96ZM35 145V144H34ZM76 145V144H75ZM92 145V144H91ZM90 145V146H91ZM120 147V148H119ZM118 148V149H117ZM147 149H150V147H147ZM158 149L160 150V149H162V148H160V147H158ZM76 152H75V151ZM87 150L89 151V153L90 152H94V149H90V148H88L87 147ZM87 150L85 149V151H86V153H85V151H82L83 153H85V154H87L88 152H87ZM111 150H113L112 148H111ZM113 150V151H114ZM99 151V150H98ZM124 151V152H123ZM30 152V151H29ZM95 152H96V149H95ZM100 152V151H99ZM146 152H150V151H148V150H146ZM18 153V154H17ZM55 153V152H54ZM70 153V152H69ZM82 153V154H83ZM88 153V154H89ZM98 153V152H97ZM103 153H105V152H102V154ZM4 154V155H3ZM85 154H83L84 156H85ZM87 154V155H88ZM90 154H92V153H90ZM93 154H95V153H93ZM102 154H101V156H102ZM115 154V155H114ZM3 155V156H2ZM23 155H21V156H23ZM26 155H27V153H26ZM29 155H30V153H29ZM28 155V156H29ZM66 155V154H65ZM80 155H81V153H80ZM85 156L86 157V160H85V167H88L87 165H88V160H89V164H93L92 166L91 165H89V167L90 168H92L93 170H96V169H94V165H95V162L97 163V161L99 160V158H98V156H97V158H96V156L94 155V159L92 160V156L90 157V159L89 158H87V157H89V155L88 156ZM9 156V157H8ZM66 156V160L68 159V157ZM84 156H82V157H84ZM99 156H100V153H99ZM106 158V160H105V158ZM102 156V158L100 157V161H98L99 163H97V165H100V163H101V165L103 164V161H105V163L103 164V165H105L106 164V162H107V155L105 154V155H103ZM170 156H171V154H170ZM24 157H26V158H28L27 156H24ZM76 157V156H75ZM81 157V159H83ZM84 157V158H85ZM167 157V156H166ZM172 157V156H171ZM4 158V160H5V158L7 159L6 161H9V163H5L6 161H2V159ZM11 160H10V159ZM25 158V161L27 160ZM29 158H31V156H29ZM28 158V159H29ZM104 158V160L102 161V159ZM115 158V159H116ZM164 158V159H163ZM258 158V159H257ZM24 159V158H23ZM22 159V160H23ZM77 159H79L78 161H77ZM98 159V160H97ZM109 159H108V161H109ZM90 160H92V161H90ZM119 160V161H118ZM118 160H114V159H111V161L112 162H119V164H120V160H121V157L118 159ZM170 160V161H169ZM221 160V161H220ZM24 160H23V162H25ZM93 161H95V162H93ZM169 161V162H168ZM11 162V163H10ZM87 162V163H86ZM93 162V163H92ZM168 162V163H167ZM67 163V162H66ZM70 163H72L71 164V166H70ZM79 163V164H80ZM79 164H77V165H79ZM113 164V163H112ZM158 164V165H157ZM246 164H247V162H245V161H236V162H233L230 166H228L227 168H226V170L225 171H223V172H221L219 175H222L223 177H224V179H226L227 180V183L228 184H230V179H231V176L232 175H234V171H235V169H237V168H242L243 169V167H245L246 166ZM82 164H80V166H81ZM95 166V168L96 167H98V169H99V166ZM102 165V166H103ZM111 165V162H109V167H112V166H110ZM157 165V166H156ZM67 166V167H66ZM79 166V167H80ZM83 166H84V164H83ZM159 166V167H158ZM41 168H43L42 166H40ZM47 167V166H46ZM46 167H44V168H46ZM78 166H75V169H76V172L78 173H80V171L78 170L77 171V168H79ZM84 167V168H85ZM103 167H105V166H103ZM106 167L108 168V165L106 164ZM69 168V169H68ZM146 168V169H145ZM254 168H255V165H253V173H251V175L252 176H250L249 175V182L251 181V183H249V186H247V185H244V184H240V185H238V188H233L234 189V192H236L235 194L237 195L238 194V190L239 189H242L243 191H242V193H244L245 194V198H244V200L243 201H245V202H243V205L241 206V208H240V206H237V209H236V212H239V213H243L244 214V212H248V210H249V213H253L252 215L251 214H249V215H244V217H246V216H248V217H251V218H253V217H256V218H259V219H257V225H256V228H253V229H251V233H254V234H256V235H259V233H264V202H263V206L262 205H260V203L261 202H258V204L256 203L259 199L262 201V194L264 193V185L261 187V185H260V177H264V173H260V171H254ZM91 169V171H93ZM109 170H110V168H108ZM48 170L49 171H51V169H49L48 168ZM47 170V171H48ZM72 170H74V168H72ZM102 170V169H101ZM15 171V170H14ZM27 170H26V173L27 174H30L29 172H28ZM33 171V172H32ZM45 171H46V169H45ZM48 171V172H49ZM103 171V170H102ZM101 171V172H102ZM190 171V172H189ZM201 171V172H202ZM252 171V170H251ZM75 172V174L78 176V174ZM50 174L52 173V172H49ZM56 172H54L53 174H55ZM15 174H17V172L15 173ZM85 174H87L86 172H85ZM95 176H93V177H95V178H99V173L97 174V172H94L93 173ZM107 174V173H106ZM106 174H103V178H105L107 175ZM191 174V173H190ZM213 174H214V172H212V173H209L208 175H209V177H210V179H212V177H213ZM263 174V175H262ZM39 175V176H38ZM80 175V174H79ZM208 175H206V176H208ZM5 176L7 177V179L9 178H11L12 180L10 181L9 179L7 180V179H5ZM30 176H32V174H30ZM45 177H47L46 175H44ZM105 176V177H104ZM121 176V177H122ZM125 176H129L128 178L127 177H125ZM195 177H197V176H199V177H202L203 176V174L200 176V175H194ZM193 176V177H194ZM18 177H20L18 174L17 175H15V178L17 179V181H16V183L17 182H21V180L19 179V181H18ZM41 177V176H40ZM65 177H67V178H65ZM102 177V174L100 175V178ZM15 178H14V181H13V183L15 182ZM28 178H27V180H28ZM99 178V179H100ZM125 178V179H124ZM203 178V177H202ZM41 179H43V178H41ZM48 179H49V175H48V177L46 178V180H47V182H48ZM102 179V178H101ZM123 179V180H122ZM194 179H196V178H194ZM197 179H199L198 177H197ZM204 179V178H203ZM207 179H208V177H207ZM206 179V180H207ZM44 180V179H43ZM45 180V181H46ZM52 180V179H51ZM83 179H81V181H82ZM84 180H86V179H84ZM193 180V179H192ZM192 180L191 181H186V183L187 184H191V182H192ZM31 181V180H30ZM30 181H28V182H30ZM32 181H31V183H32ZM56 181V182H55ZM9 182V183H8ZM28 182L26 181L24 184H28ZM37 182V183H36ZM85 182H89L88 181V179H87V181H85ZM107 182V183H106ZM11 183V184H10ZM105 183V184H104ZM130 183V184H129ZM186 183H181L180 182V184H175L176 186H177V188H176V186L174 185V186H172V187H169V188H173V190H171V189H169V188H167V189H169V190H171V192L169 191V190H167V189H163L162 191H161V193H160V195H164V194H169V195H171L172 196V194H176L178 191H179V189L178 188H180V190H182V191H184V190H186V189H184L183 187H185L186 188V186L187 187H189L188 185H183V184H186ZM19 184V183H18ZM75 184H78L79 186H81V188L83 189V190H85V191H83V193H82V191L80 192L79 190H80V187L79 186H77L76 187V185ZM103 184H104V186H106V188L107 187H110V188H108V191L109 192H111V189H112V194L111 193H106V194H101L103 197H101L102 199H98V198H96V197H98L100 194L99 193H104V191H105V189L103 190L102 188H104V187H102L103 186ZM110 184V183H109ZM234 184V183H233ZM64 185V186H63ZM86 185V184H85ZM227 185V184H226ZM259 185H260V187H259ZM19 187L18 189H16V187ZM24 186V185H23ZM28 186H30L31 188H30V190H31V192H33V193H36L37 194V192H41V190L42 191H44V192H47L48 190H50V191H48L49 193H47V195H45L44 194V196H45V199H43V200H47V199H50V198H52L53 196H54V193L53 192H56V194H57V192H58V195L59 196H63V197H66V199H67V195H69L68 197V199H70V201H68V199H67V201L62 197H60L59 199L61 200V201H59V199L57 198V196L58 195H56L55 194V196L56 197H53V198H57V200L53 203L52 201V203L54 204H52L51 205V202L50 203H48L47 201H46V203H48L49 204V206H55V205H59L60 204V206L62 205H64L65 204V202H69L70 204L72 203L71 202V199L72 198H75L74 196L75 195H77L78 196V198L80 199V201H79V203L77 202H75V204H74V201H76L78 198H77V196H76V198L77 199H74V201H73V199H72V201H73V206H71V207H69L68 208V205H69V203H68V205H66L67 206V208L70 210V212L72 213V216L73 217H68L69 219H66L64 222H62L64 219H65V217H62V216H60L59 214H61V215H63L64 214V210H62L63 209V207H61L60 209L56 206V210L58 211V213H56L54 210V212H53V214H55V215H51L52 214V212H48V213H50V214H48L47 212H44L42 209H44V206L45 205H43V204H40V202H41V199L43 198L42 196L40 197L39 196V198H40V201L38 200L39 198L38 197H35V194H34V198H37V199H35L36 200V202L37 201H39L36 205L37 206H41V205H43V207L41 206V208H40V206L39 207H35V206H33V207H35V209H32L33 211L34 210H36V208H38L37 209V211L38 212H36V213H39V214H36L37 216H36V218L34 217V220L35 221H32L31 219L33 218V215H30V214H35V212H30L28 209H30L31 207L30 206H28L27 207V205L30 203V201H29V203H28V200L30 199H28V197L30 196V195H32V193L31 192H29L28 190H27V188H29ZM96 186V185H95ZM124 186V188L123 189H121L122 187ZM225 186V185H224ZM230 186H231V184H230ZM14 187V188H13ZM61 187H63L64 189H66L67 191H66V194L64 195L63 193L65 192V190L63 189V188H61ZM74 187H75V189H74ZM101 187V188H100ZM219 187H221V189L219 188ZM58 188H59V190H58ZM98 188V189H97ZM118 189V191H116L117 189ZM174 188L175 189H178V191L177 190H174ZM181 188H183V189H181ZM229 188V189H228ZM25 189V192H22V190H24ZM61 189H63L61 192H63V193H61L60 192V190ZM69 189V190H68ZM97 189V190H96ZM116 189V190H115ZM226 189H228L229 191H231V189H232V187H227ZM18 190H20V191H18ZM54 190V191H53ZM56 190V191H55ZM93 190V191H92ZM167 190V191H166ZM190 190H192V191H190ZM200 190V189H199ZM235 190H237V191H235ZM16 191H18V192H20L21 194H22V196H23V193H24V197L25 198H23L24 199V201H26V203H25V205L24 206H26L25 208L23 207V205H22V202H23V200H21L22 199V196L19 198L18 196H20L21 194H18ZM27 191L29 192V194H25V193H27ZM53 191V192H52ZM71 191V192H70ZM165 191H166V193H165ZM174 191L176 192V193H174ZM187 191V192H188ZM220 191V192H219ZM225 191V190H224ZM233 191V190H232ZM232 191H231V193H232ZM258 191V192H257ZM43 192V193H44ZM167 192H169V193H167ZM180 193H181V191H179ZM178 192V193H179ZM241 192V191H240ZM261 192V193H260ZM52 193H53V196H52ZM71 193V194H70ZM75 195H74V194ZM217 193V194H218ZM230 193V192H229ZM242 193H239L238 195H237V197H239V195L240 196H243V194ZM248 193V194H247ZM17 194V195H16ZM73 194V195H72ZM98 195V196H96V195ZM108 194H111V195H108ZM255 195V197L253 196V195ZM261 194V197L262 198H260L258 195H260ZM13 195H16L17 197H16V199H15V197L13 196ZM26 195H29L28 197L26 196ZM93 195H94V197H93ZM159 195V194H158ZM215 195H216V193H215ZM219 195V194H218ZM251 195V196H250ZM256 195H257V197H256ZM264 195V194H263ZM36 196H38V194L36 195ZM47 196V197H46ZM91 196L93 197V198H91ZM194 196V197H193ZM10 197V198H9ZM27 197V198H26ZM33 197H31L32 199H31V203L29 204V205H31V204H33L34 202H32V201H34V198ZM72 197V198H71ZM88 197V198H87ZM100 197V196H99ZM151 197V198H150ZM153 197V198H152ZM236 197V198H237ZM244 197V196H243ZM14 199V202H15V204L12 202L13 201V199ZM18 198V199H17ZM87 198V199H86ZM161 198H163L162 200H161ZM240 198V199H239ZM238 199H239V202H240V204L239 205H241L242 203H241V201L240 200H242V197H239ZM9 199V200H8ZM26 199V200H25ZM88 199H90V201L88 200ZM97 199V200H96ZM10 200H12L11 201V203H10ZM16 200H18V201H16ZM22 202H21V201ZM52 200V199H51ZM87 200L89 201V203L87 202ZM170 200H172V201H170ZM263 200H264V198H263ZM8 201H9V203H8ZM53 201H54V199H53ZM64 201V202H63ZM99 201V202H98ZM182 201V202H181ZM187 201H189V202H191L190 204H187L186 202ZM17 202L19 203V205L21 206V207H23L24 209H22L19 205H16L17 204ZM61 202L63 203V204H61ZM174 202H176L175 204H174ZM179 202V203H178ZM80 203H82L81 205H83V206H81L80 207ZM90 203H92V204H90ZM119 203H121V204H119ZM169 203H172V206H176L175 208H171V206H170V204ZM187 205H186V204ZM193 203V204H194ZM11 204H12V206H11ZM77 204H79L78 206L80 207H78L77 206ZM169 204V206L170 207H168L167 205ZM180 204V205H179ZM258 206V208L257 209H259V211H261L260 213H259V211L258 212H256V211H254L253 209V206L255 207L256 205ZM178 205V206H177ZM195 206H197L196 204H194ZM253 205V206H252ZM46 206H47V204H46ZM49 206H47L46 208H48ZM74 206L76 207V208H78V209H76V208H74ZM113 206V207H112ZM154 206V207H155ZM260 206H262V207H260ZM22 209V212H21V209ZM30 207V208H29ZM151 207V206H150ZM206 207H209V206H206ZM11 208H13V209H11ZM54 209H55V207H53ZM20 209V210H19ZM28 210V214L26 215V213L27 212H25V210ZM48 209H50V207L48 208ZM68 209H66V210H68ZM167 209V210H166ZM172 209V210H171ZM186 209H183V210H186ZM12 210V211H11ZM16 210V211H15ZM26 210V211H27ZM31 210V209H30ZM161 210V211H160ZM209 210V209H208ZM242 210V211H241ZM252 210V211H251ZM44 212V213H41V212ZM45 211H47V210H45ZM51 211H52V207H51ZM151 211V212H152ZM213 211H216V210H213ZM251 211V212H250ZM18 212L20 213L19 215L20 216H18L17 214H18ZM69 211H67L66 213H68ZM170 212V213H169ZM225 212V211H224ZM228 212V213H227ZM12 213V214H11ZM16 215H15V214ZM23 213V214H22ZM25 213V214H24ZM45 213H47L50 217L48 218V216H47V214H45ZM148 213V212H147ZM167 213V214H166ZM214 213V212H213ZM226 213L228 214H226V215H224V217L225 218H227V219H225V218H222L221 220H217V219H215V220H213L212 219V223H213V225L215 226V228H213L216 232L215 233H220L221 231H223V230H225V227H228L229 226V228H230V226H231V222H233V220L231 219L230 220V222H228L229 220L228 219H230V216H232V215H230V211H226ZM256 213V214H255ZM57 214V215H56ZM145 214L146 213H144V217L147 219H145L144 217H142V219H140L141 220V222L142 221H144V219H145V222H142V223H144V224H146V223H148L147 221H149L150 219L148 218L149 216H145ZM166 215V216H164V215ZM215 214H217V212L215 213ZM258 214H260L261 216H259ZM23 215V216H22ZM66 214H64V216H65ZM71 215V214H70ZM152 215V216H151ZM158 215V216H157ZM164 216V218H163V216ZM171 216H173V217H175L174 216V214H170ZM230 215V216H229ZM25 216V217H24ZM41 216V217H40ZM52 216H54L53 218L54 219H52ZM56 216H57V218H59L58 216H60L61 218H59V219H57L56 218ZM67 216V215H66ZM68 216H69V214H68ZM75 216V217H74ZM176 216H179V215H176ZM28 217H31L30 218V220H29V218ZM43 217H45V218H43ZM201 217V216H200ZM204 217V216H203ZM203 217L202 218H199V219H191V220H189V222H186L185 223V221H188V220H178V219H176V218H174V220L175 221H177L178 223H180V222H184L185 224H177L175 227L174 226H169V227H166V229H159V227L158 226H156L155 227V231L154 232H152L150 235V238H152V239H150L149 237H147L148 239H144L142 236L143 235H141V232H143V231H141V232H138V233H140V234H138V235H141V237L143 238V240H148L149 241V239L150 240H152V242H150L149 241V243H156V244H158V243H165V244H167L168 242L167 241H165L164 239H168L169 240V238H167L168 236H171V235H173V238H174V235H176L177 234V236L178 235H184V234H188L189 235V233H190V237H191V239L193 240V242L195 243V245H191V247L190 248H188V249H186V251H184V255H185V257H186V259L187 260H189V261H186L185 263L186 264H211V263H209L210 262V258L212 257V256H214V254H218V252H212V251H205L204 249H203V247H200V246H198L196 243H199V245H200V242L199 241H202V237H201V233H203V232H200V230H196L194 227H195V225L197 224H199V222H201V221H203V220H205V219H203ZM248 217H246V218H248ZM25 218L27 219V220H25ZM39 218V219H38ZM40 218H42L44 221H42V219L40 220ZM64 218V219H63ZM144 218V219H143ZM162 218V219H161ZM205 218V217H204ZM246 218H244V219H246ZM49 219H51V221H52V224H50L51 223V221L49 220ZM63 219V220H62ZM149 219V220H148ZM165 219V220H164ZM201 219H203V220H201ZM244 219H242L241 220V222H243L244 221V223H246V222H249L248 220L249 219H247V220H244ZM3 220V221H2ZM46 220L48 221V225H46ZM56 220V221H55ZM58 220V221H57ZM140 220H135V222H137L138 223V221L140 222ZM152 220H150L149 221V223L152 221ZM61 221V222H60ZM69 221V222H68ZM154 221V220H153ZM217 221V222H216ZM222 221H225V223H223ZM31 222V223H30ZM35 222H36V224L39 226V227H41V229L37 226V225H34L35 224ZM140 222V226L142 225V223ZM166 222V221H165ZM136 223V224H137ZM163 223V222H162ZM215 223V224H214ZM227 223H229V224H227ZM32 224H33V226H32ZM143 224V225H144ZM216 224H218V225H216ZM220 224H225V225H220ZM41 225V226H40ZM43 225H45L44 227H42ZM139 225V224H138ZM142 225V227H144ZM196 225V226H197ZM227 225V226H226ZM56 226V227H55ZM147 227H149V224H147L146 225ZM145 226V227H146ZM138 227V226H137ZM222 227V228H221ZM219 229V230H217V229ZM224 228V229H223ZM259 228H261V229H259ZM40 229V230H39ZM141 229H143V228H141ZM145 229V228H144ZM38 230V231H37ZM184 230V231H183ZM221 230V231H220ZM227 230H228V228L226 229V231H224L223 233H226L227 232ZM146 231H148V230H145V232ZM249 231H247L248 233H249ZM240 232H242V233H245V232H243V231H238V233H240ZM144 233V232H143ZM142 233V234H143ZM205 233V232H204ZM222 233V232H221ZM136 232H135V236L134 237H136ZM145 234V233H144ZM138 235H137V237H138ZM149 235V234H148ZM186 235H184L185 236V238L186 239H190V237H186ZM177 236H175L176 238L175 239H178L177 238ZM140 237V236H139ZM138 237V238H139ZM8 238V239H7ZM181 238V237H180ZM134 239V238H133ZM174 239V240H175ZM135 240H136V238H135ZM153 240H155V242L153 241ZM101 241V240H100ZM99 241V242H100ZM137 241H139V240H137ZM136 241V242H137ZM147 241V242H148ZM193 242H191V243H193ZM96 243V242H95ZM101 243V242H100ZM190 243V244H191ZM262 243H263V246H264V240L262 241ZM156 244H155V246L154 247H156ZM115 245V244H114ZM196 245H197V247H196ZM193 246V247H192ZM19 247H21V249L19 248ZM92 247H94L95 249H93L92 251H98V249L99 248H101L102 247V249L104 248V245L102 244V245H100V244H98V246H92ZM194 247H196V249H194ZM3 248H4V251H3ZM22 248H28L27 250H24V249H22ZM86 248H87V251L89 250V251H91L90 250V248L89 247H87L86 246ZM86 248H84L85 250V252H86ZM89 248V249H88ZM138 248H139V250H138V253H137V257L135 256L136 254L134 253L135 251H132L135 255H133V258L131 259H127V256H126V254H123L124 256H126V258L124 259H122L123 261H121V259H120V261H119V256L120 255H122V254H120L119 256H118V252H117V256H115V257H117V262H118V264H163L164 263V259H165V263L167 262V260H168V258H174L175 257V254H173V255H169L168 257H165L164 255H162L158 260H147L146 259V257H145V249H148V248H143V247H140V246H138ZM5 249L7 250V251H5ZM102 249H99V255H100V253H101V251H102ZM117 249V248H116ZM156 250H157V248H155ZM124 250V249H123ZM140 250L141 251H143V252H141L140 253ZM92 251H91V253H92ZM94 251V252H95ZM97 251L95 252V253H93V256L94 257H92V254L91 255H89V254H87V255H89L88 257H92V258H95V259H97L99 256L97 255ZM119 251V250H118ZM123 253H125L124 251H122ZM88 253V252H87ZM107 254V253H106ZM122 255V256H123ZM85 256H86V253H84L83 252V257L82 258H77V260L78 261H76V263L77 262H79V261H82V262H84L83 260H81V259H86L85 258ZM97 258H96V257ZM130 256V255H129ZM128 256V257H129ZM140 256V257H139ZM132 257V256H131ZM106 258H108V257H106ZM112 258V257H111ZM134 258H135V260H134ZM136 258H138L137 260H136ZM89 259H91V258H89ZM102 259H105V258H101V260ZM114 259V258H113ZM113 259H109V260H113ZM115 259H114V261H115ZM127 259V260H126ZM100 260V259H99ZM98 260V262L99 263H97V264H100V261ZM91 261H94V259L92 260H90V262ZM103 261V260H102ZM134 261V262H133ZM152 261V262H151ZM225 261H228L227 259L226 260H224L222 263H224ZM2 262H4V263H2ZM82 262H80V263H77V264H85V262L84 263H82ZM87 262H89L88 261V258H87V260H86V263ZM95 262H96V260H95ZM108 262V261H107ZM107 262H104V263H106L107 264ZM117 262H114V264H117ZM94 263V262H93ZM92 263V264H93ZM103 262H102V264H104ZM111 263H112V261H111ZM73 264H75V262L73 263ZM91 264V263H90ZM109 264V263H108ZM167 264V263H166ZM168 264H170V263H168ZM241 264V263H240Z\"/></svg>",
    "mask_w": 264,
    "mask_h": 264
},
{
    "label": "bare ground",
    "instance_id": "2",
    "mask_svg": "<svg viewBox=\"0 0 264 264\" xmlns=\"http://www.w3.org/2000/svg\"><path fill=\"white\" fill-rule=\"evenodd\" d=\"M17 0H2L1 2H3L4 3V8H5V6L8 8V9H10V7L11 6H9L11 3H14V2H16ZM8 3H10V4H8ZM17 4H18V2H16ZM15 3V4H16ZM70 4H69V6H68V8H67V14H66V22H65V25H64V27H63V29L62 30H60L59 32H58V36H57V40H56V43H55V45H54V48H53V51H52V53L49 55V57H48V59H47V61L45 62V64L42 66V67H40L39 69H38V72H36L37 73V75H38V77H39V79H37L38 81H36L34 84H33V86H32V88H33V91H34V94L31 96V95H27V97H28V99H27V97H26V101H24L23 100V105L21 104V103H19V104H21L22 106H20L18 109H20V110H22V113L21 114H19L20 115V118L18 117H16L15 118V116H16V113H14L13 115L12 114H9V116H8V118H7V120H9L8 121V125H6V127L4 128V129H1L0 130V151H3V153L5 152V153H10V155L12 154V151L13 150H15V151H13L14 153H16V151L18 152V153H23V152H26L27 153V155H26V153H25V155H23V154H21V155H23V156H16L14 159H10L11 161H12V163L11 164H9L8 165V167H5L4 166V170L6 169V171L7 172H9V171H11V172H9V173H5L4 172V174H8V177H9V174H11L12 172H17V174L20 176V177H18V181H19V179L21 180V182H17L16 183V181H17V179L15 178V175H17V174H15V173H12L13 175H14V178H15V182L13 183V181H14V178H13V180L11 179L12 178V174H11V178L9 179L10 181L12 180V186H13V184H17V186H20V184H22V182L23 181H32V179H34L35 180V178H28V176L29 177H34L33 175H35V177H37V175H36V173L38 172V169H36L35 167H34V165H36V166H38V168H40L39 170H41L42 169V171H44V172H42L41 174H40V172H38V174L41 176H39V178H36V181H43V182H46V183H50L49 182V180L50 181H53V178H51V176H53L54 177V175L57 177L56 179H58V180H60L59 182L60 183H62L63 181H64V183H65V180H64V176L66 175L67 177H69V175H67L64 171H66L67 170V168H64L65 167V165H67L69 162H68V160L69 159H72V163L75 161V159H73V158H70L69 156H67V153H64V151H67L66 149L68 148H70L69 150V152H68V155H72V154H76L80 149L79 148H81V147H84V145H86L85 146V149L87 150V147L88 148H92V149H94V152H90V153H92V154H90L89 153V151L87 150V152L89 153H87L88 155H89V157H87V158H89L90 159V157L92 156V160L95 158L94 157V155L96 156H98V158H99V160L98 161H100V157L102 158V156L103 155H107V158H108V154L107 153H110V152H108L107 150H110V151H112L113 153H117V152H115V150H114V147H115V137H118V139H119V142H117V145H119L120 144V141H121V139L122 138H124L123 137V134H122V132L123 131H126L127 130V132L128 133H130V131H131V129L132 128H134V127H137V124L139 123V122H142V121H144V126L141 128V132H135L134 134H136L137 136L136 137H133L132 139H131V143H129V145H127V146H123V150H126L127 151V153H120L119 154V157H115V156H117V155H115L114 156V158L112 157L111 159H114L115 161L116 160H118L120 157H121V160H120V164H119V162H112L111 161V159H109V161H108V159H107V162H106V164L108 165V168H110V170L106 167V164L105 165H103L104 163H105V161H103L104 160V158L102 159V161H103V166H105V167H103L102 165H101V163H100V165H97V163H99L98 161H97V163L95 162V161H93V162H95V165H94V169H96V170H93L92 168H90L93 164H89V160H88V167H85V160H86V155L87 154H85L86 153V151H85V149L83 148V150L82 151H85V153H83L82 151L80 152L79 151V153L78 154H76V155H72V157H74V158H77V156H79L80 157V160H83V162L81 161V163H80V161H78L79 159H77V164H82L81 166H80V164L79 165H77L76 163H74L75 164V166H80L79 168H77V171L79 170H81L80 171V175L76 172V169H75V166L74 165H72V167H71V169H69V171L71 170V173H72V171H75L77 174H78V176L75 174V172H73L72 174H73V176H76V177H73V180L76 182V180L78 179V177L79 176H81L82 175V173H84V175H82V176H84V177H79L80 179L79 180H77V182H80L81 183V185H83V181H84V188L83 189H85V190H87L88 188L91 190L92 188L93 189H95V187H97V184L98 185H100L101 183V181L103 182V181H107L108 182V185H110L111 187H119V185H123L124 184V182H128L127 180L128 179H125V180H123L122 182L119 180V182L120 183H123V184H120L119 182H117L116 180L118 179V177L120 176V178H123V176L122 175H125L126 173L125 172H127V170L129 169V168H131L130 166L132 165H137V166H139V167H146V166H148L149 165V167L148 168H150V165H154V163L156 164V163H159V158H162V157H165V159L166 158H168V156H169V158L168 159H170V160H172L171 158H174V155H172V153H173V148L175 147V148H178L177 150H178V152H182V154L183 153H186V151L188 152V151H191V150H194V152H195V149H198L197 151H199V147H200V145L201 146H205L206 144L209 146V142L211 143V141L213 140H215L216 139V137H218V136H220L221 134H223V132H222V130H224L221 126H219V125H225L224 126V128L226 129V131H229L230 129H231V127L233 126V127H236L237 126V122L239 121L240 122V120H237V119H233L234 117L233 116H231V113L232 112H234V110H236L237 111V109L238 110H240V111H238L239 112V114H241L240 112H244L243 114H241V117L240 118H242V116H244L242 119H244V123H246L247 121L249 122V119L248 118H250V114H251V116H253V117H255L256 115H258V114H260L261 116H264V61L263 62H261V61H258V66H259V68L262 66L263 67V69H260L262 72H260L261 74L263 73V75H260V73L259 74H256V75H254V71L255 72H257L258 73V71H256L255 69V65H254V67H252L253 69H252V71H251V67H244L246 64H244L245 63V61L248 59H245L244 57H242L243 59H245V61L241 58V56H240V59H239V57H238V59L239 60H241V63L243 62V65L244 66H242L241 65V63H239L240 61H238L237 62V57L235 56V55H233L232 57L234 58H232L233 60V62L235 63V61H236V63H237V65L236 64H234V63H232V61H231V59H227V58H229L230 57V53L228 52V55H229V57L227 56H225V54H227L226 53V50H224L223 52L225 53H223L222 51V53H223V55L226 57H224L223 58V56L221 57V55H222V53H221V55H219V52L220 51H216V49H217V47L216 46H214V48H212L210 45V47H208V48H210L209 50L211 51V49H213L212 50V52L211 53H213V52H215L216 53V56L214 55L213 56V58H215L216 59V61H223L222 62V64H219V63H217V62H215L216 64L215 65H217L218 67H219V65H225V67H227V70H228V72H229V70L230 71H233L234 69H235V71L234 72H232L233 73V76L238 72V73H241V80H240V77H238L237 75H236V77L238 78H236L235 76L233 77L231 74H229V73H227L226 71L225 72H223L222 74L221 73H219V75H216V77L217 78H213L214 76H213V74H211L213 71H209L208 69V72L210 73L209 75L208 74H201L202 76H204V77H200L199 78V80L198 81H196V82H190L191 80H189V82L188 81H186L187 82V86H189L188 88H191V90H192V92L190 91V89H187V86L185 85L186 84V82L185 81H183V82H185V83H183V85H185V87H183L182 85H179V83H181L182 84V82L179 80V79H177V81L179 82V83H177L176 82V80H175V84H172V85H175V87H174V90L176 89V86L177 87H179V86H181L180 87V89L179 90H183L182 92H184L186 89H187V91L186 92H184V93H182L181 91H180V95L182 96V98H177V96H175V95H178V97H181V96H179V94L177 93H175V92H177V91H175L173 94L171 93V92H169L170 90L172 91L173 89L171 88V84L169 85V82L171 81H169V82H166V81H164V79L166 78V77H164V76H160L158 79H156L160 74V72H161V70L162 69H165V68H161L160 66V68H161V70H160V68H158L159 70H160V72H158L159 70H157V69H155L154 70V68H156V67H151L150 69L152 70H149V71H151L150 72V75H152V74H157V77H155V75H153L152 77H155V78H153V79H156V82H160L158 85L160 86V87H163V85H165V87L163 88L164 90H163V93L164 92H166V91H168L169 89V93L167 92V95H168V97H171V98H166V99H168V101L169 100H171L172 99V97H173V101L176 103V105L174 104V105H169V104H166V107H170V109H168L167 111H166V109H164V107H161V104H162V102H158V100H156V99H161V101H163V98H161L162 96H161V94H160V96H159V94H156V96L157 97H159V98H157L156 96H155V94H151L150 92V90H151V88H152V91H153V80H152V77H151V79L149 80V79H143V77H145L146 75L144 74V73H146V72H144V71H142L141 70V72H144L143 74H144V76L142 75V73L141 74H138L137 76H136V78H137V80H135V81H133L134 83H132V88H134V89H132L131 87V90H130V88L127 86V84L125 83L126 81H127V79L128 78H126L125 79V77H129V76H125V73H123V71H126V72H129L128 71V69H129V65H131L132 63H133V61L129 64V65H127L126 63H125V61L128 59L129 61H130V59L129 58H132V54H133V56H136L137 55V53L136 52H133L132 51V49L133 48H135V49H137L136 47H133L132 49L130 48L131 47V44L132 43H130V45L128 44H125V45H127V46H125V48L126 47H129V48H127L126 49V52H125V55H127L125 58H123V53L121 54V53H119V57L123 60H121V61H119L118 62V65H116L115 64V67H112V66H114V64H111V65H108V67H111V68H109L110 70H113L114 71V69L113 68H115V69H119V71L121 72L122 71V73L124 74V76L125 77H123L124 79H122L123 81H125V82H123L122 83V85H123V88L121 87V89H119L117 92H116V94L119 92V95H116L114 92L113 93H109L108 92V90H104V89H102V86L101 87H99V90H100V88L102 89V90H104V91H98V92H100V93H96V99H94L95 98V96L94 97H92L93 99H92V103L91 104H89V105H94V103L95 102H97L94 106H92L91 108H89V109H87L88 110V112L86 113V112H84L85 114V116L84 115H82L83 114V111L80 113V112H77V109L79 110V108L82 106L81 104H82V102H80L79 104L81 105L80 107H79V105L77 104L78 103V101H77V107H76V104H75V106L72 104V97L70 98V97H68L67 99H66V93H65V96H64V98L68 101V99L70 98L71 99V101L69 100L68 102H66V100H64V101H61L62 103H60L59 102V104L57 103V101H59V97H57V96H60L61 95V93L64 91V90H62V87H63V85H62V83H64V82H67V83H65L64 85L67 87L69 84V88H70V86L71 85H73V84H76V83H71V81L72 80H70L69 79V75H70V77H72L71 76V74L70 73H68L69 71H71V70H80L81 69V67L83 66V64H84V66L85 65H87L84 61H83V59H84V57H86V59H87V57H88V55L90 54V55H92V56H95V55H93V53L95 52L96 53V55H97V57H98V54L97 53H99V52H105V55H106V53L107 54H109L108 52L110 51V50H114V46L116 45H114V43H117V41H118V37H120L121 39H122V35L120 34V33H118L119 31H117L115 28L116 27H118L117 29H119L120 27H122L121 25L123 24V22L122 21H120V20H118V19H115V18H112V17H109V14L108 13H106L104 16L102 15V14H99V13H97V12H95V11H102V9L101 8H99V9H95V10H86V8H85V11L82 9V8H80V7H78L77 6V3L75 2V0H71L70 2H69ZM8 4V5H7ZM15 4H12V7H11V10H8L7 8H5V10L1 7L0 9H2L3 11H4V13L0 10V12L1 13H3L4 14V16L2 15V14H0V15H2V17L5 19H7L8 18V20H11L12 18V16H14V17H16V15H14V14H17V13H13V12H16V11H13L12 9H13V6H15ZM16 9V8H15ZM14 9V10H15ZM9 11H10V13H11V15H10V17H8V15L10 14L9 13ZM12 11V12H11ZM48 11V10H47ZM46 11V12H47ZM9 13V14H8ZM12 13H13V15H12ZM49 13V12H48ZM112 13L113 12H111V15H112ZM6 14H8V15H6ZM113 14H115V13H113ZM6 15V16H5ZM113 16V15H112ZM1 16H0V19L2 18ZM13 17V18H14ZM51 17V16H50ZM27 18V17H26ZM48 18V17H47ZM37 19H38V17H37ZM29 20V19H28ZM0 21H2V20H0ZM1 23V22H0ZM25 23V22H24ZM39 23V22H38ZM49 23H51V22H49ZM48 24V23H47ZM124 25V24H123ZM26 26V25H25ZM24 25H23V27H25ZM32 26H34V25H30V27L32 28ZM22 27V26H21ZM21 29V28H20ZM50 29H51V27H50ZM123 29V28H122ZM14 30H15V28H14ZM27 30V28L26 29H24V31H26ZM19 32H21L20 30H18ZM28 31V30H27ZM19 32H17V33H19ZM124 32H126V31H124ZM138 33V36L137 37H140V38H143V39H146L145 41H144V43L146 42V41H148V39H150L148 42L149 43H152L151 42V40H154V41H157L158 40V42L160 41V40H164L166 37L165 36H162V34L164 33L165 34V31H163V33L161 34V36H162V39H158L157 37H159V34L162 32V30H160V29H141V31H140V33H139V31H137ZM12 34V36L14 35V33L12 32L11 33ZM51 34V33H50ZM124 34V33H123ZM163 34V35H164ZM121 35V36H120ZM8 36H11V35H8ZM46 36H47V34H46ZM50 36V35H49ZM48 36V37H49ZM48 37H44V38H48ZM164 37V38H163ZM13 38V37H12ZM12 38H9L8 37V39H12ZM16 38V37H15ZM161 38V37H160ZM14 39V38H13ZM41 39V38H40ZM49 39V38H48ZM85 39V40H84ZM113 39V42L112 41H110V44H109V42H108V44H107V41H109V40H112ZM116 41H115V40ZM157 39V40H156ZM181 39V38H180ZM190 39V38H189ZM20 38H19V42H20ZM30 39H28V41H29ZM82 41L83 42V40H84V42L81 44L79 41ZM140 39H138L137 38V41H139ZM168 40V39H167ZM193 40V39H192ZM35 42H36V39L34 40ZM40 41H42V40H40ZM86 41H88V42H86ZM115 41V42H114ZM119 41H120V39H119ZM119 41H118V43H119ZM166 41V40H165ZM183 41V40H182ZM87 44H86V43ZM143 41H139L138 43H136V44H138V46H140L139 45V43L141 44ZM195 42V41H194ZM29 43V42H28ZM27 42H26V45H28V46H26V47H28L29 49L32 47L31 45H30V47H29V44H28ZM31 43H33V41L31 42ZM86 45H85V44ZM200 43V42H199ZM16 44V43H15ZM17 44H19V43H17ZM39 44H40V42H39ZM46 44V43H45ZM45 44H43V48L44 47H46L45 46ZM20 45V44H19ZM33 45V44H32ZM114 45V46H113ZM118 45V44H117ZM135 45V44H134ZM184 45H185V42H184ZM183 45V46H184ZM18 46V45H17ZM40 46V45H39ZM71 46H74V48H75V53L74 52H72V53H74V54H76L77 52H79V53H84L85 54V51L87 50L88 52V54H87V56L85 55V56H81V57H83V59H81V58H79L78 60H81V61H83L84 63L82 64H78L80 61H78V62H76L77 60L75 59V56L73 55L72 57H71V55H72V53H70V51L71 50H67L69 47L71 48ZM133 46V45H132ZM186 46V45H185ZM25 46L23 45L21 48H24ZM34 47H35V44H34ZM34 47H33V49H34ZM116 47V46H115ZM187 47V46H186ZM192 47V46H191ZM216 47V48H215ZM19 48V47H18ZM21 48L19 49V52L21 51ZM74 48H73V50H74ZM139 48H141V46L139 47ZM147 48V47H146ZM197 48V47H196ZM202 48V47H201ZM14 49H17V48H14ZM32 49V50H33ZM44 49H46V48H44ZM44 49H42V51H44ZM135 49H134V51H135ZM150 49V48H149ZM215 49V50H214ZM26 50H28V49H26ZM32 50H30L31 51V54H32V52H34V51H32ZM66 50H67V53H66ZM138 50V49H137ZM188 50H189V47H188ZM192 50V49H191ZM195 50V49H194ZM199 50V49H198ZM197 50V51H198ZM201 50V49H200ZM203 50V49H202ZM202 50L200 51L201 53L200 54H202L201 55V58H202V56H203V54H204V52H205V50H206V53L207 52H210L209 50L207 51V49H205L203 52H202ZM223 50V49H222ZM24 51H25V49H24ZM23 51V49H22V52H24ZM41 51V50H40ZM68 51H69V53L71 54H69L70 56H68V58H69V60H68V58H66L67 60H68V63H67V66L65 65L64 66V61L62 60L61 61V58L65 55H68ZM145 51H147L148 52V49H144V51H140V53H141V55H143V56H146L148 53L147 52H145ZM151 51H153V50H151ZM196 51V52H197ZM19 52H16L17 54H19ZM27 52H28V55H29V51H26V52H24V54L26 55V56H28L27 55ZM150 52V51H149ZM189 52V51H188ZM192 52H195V51H192ZM65 53V54H64ZM111 53V52H110ZM156 53V52H155ZM198 53H199V51H198ZM218 53V54H217ZM17 54H15L16 55V58H18V57H22L24 60H25V57H23V56H25V55H23V56H20L21 55V53H20V55L17 57ZM34 54V53H33ZM37 54V53H36ZM101 55H102V53H100ZM187 54V53H186ZM191 54V53H190ZM195 54V53H194ZM197 54V53H196ZM209 54V53H208ZM207 54V55H208ZM214 54V53H213ZM232 54V53H231ZM14 55V56H15ZM77 55V54H76ZM83 55V54H82ZM104 55V54H103ZM112 55V54H111ZM158 55V54H157ZM157 55H156V57H157ZM187 55H189V54H187ZM186 55V56H187ZM205 55L206 54H204V58H205ZM210 55H212V54H210ZM218 55V56H217ZM32 56V55H31ZM33 56H35V55H33ZM38 56V55H37ZM36 56V57H37ZM79 57H80V55H78ZM131 56V57H130ZM138 56V55H137ZM136 56V57H137ZM142 56V57H143ZM159 56V55H158ZM194 56V55H193ZM246 56V55H245ZM39 57H40V55L38 56V58H36V59H39ZM67 57V56H66ZM91 57V56H90ZM190 57V56H189ZM195 57V56H194ZM200 57V56H199ZM220 57H221V60H220ZM258 57V56H257ZM70 58H71V60H73L72 62H71V60H70ZM73 58V59H72ZM96 58V57H95ZM94 58V59H95ZM134 58V57H133ZM154 58V57H153ZM157 58H159V57H157ZM156 58V59H157ZM193 58V57H192ZM198 58V56H196V58L195 59H197ZM262 58H264V56H262ZM10 59V58H9ZM35 59V60H36ZM85 59V60H86ZM91 59H93V58H91ZM99 59H101V58H99ZM104 59H105V57H104ZM103 58L101 59V61H103L104 60ZM126 59V60H125ZM139 59V58H138ZM155 59V60H156ZM190 59H191V57H190ZM194 59V61H196ZM207 59H209L210 61H211V57L210 58H207ZM206 59V60H207ZM215 59H213V61L212 62H214L215 61ZM237 59V60H236ZM259 59H261V57H259ZM6 60H8V59H6ZM16 60V59H15ZM87 60H89L90 61V59H87ZM86 60V62L88 63V64H91L92 62H88ZM142 60V59H141ZM140 60V61H141ZM149 60V59H148ZM201 60H203V62H204V64H208V63H210V61L208 60V62L207 61H204L205 59H201ZM199 61V62H197V63H199V68L200 67H202L201 69H204V68H206L207 66H209V64L208 65H204L203 63H202V61ZM250 60H252V59H248V61H250ZM262 60V59H261ZM27 61V60H26ZM30 61V60H29ZM32 61V60H31ZM98 61V60H97ZM100 60H99V62H101ZM187 61H189V59L187 60ZM194 61H192V62H194ZM248 61H246V63L248 62ZM5 62V61H4ZM60 62H63L64 64H62L63 65V69L61 68V64H60ZM67 62V61H66ZM104 63L106 62V61H103ZM102 62V63H103ZM137 62V61H136ZM135 62V63H136ZM191 62V63H192ZM207 62V63H206ZM12 63H14L13 65H9V66H11L10 68H5V69H3L4 71L1 73V71H0V73L2 74V78L0 79V93L3 95V93H4V103L6 102L5 101V96H6V98H7V96H8V98H11V97H9L11 94H12V86L14 87V88H16L17 90H18V92H19V90L22 88V84L23 83H25L26 81H25V79H24V74L22 75V73H20V70L22 69L21 67H23V62H22V60H19V61H14L13 60V62ZM31 63V66H32V64L33 65H35V64H37V63H39V61L36 63L35 62V64L33 63V61L32 62H30ZM30 63H28V65L27 66H29V64ZM72 64L73 63V65L75 66H73V67H71V65L69 66V64ZM98 63V62H97ZM103 63V64H104ZM142 63H143V61H142ZM141 63V64H142ZM148 63V62H147ZM239 63V64H238ZM248 63H250V62H248ZM3 64H5V65H7L6 63H3ZM103 64H100L101 66L103 65ZM141 64H138V65H141ZM202 64V65H201ZM105 65V64H104ZM144 65H148V64H144ZM143 65V66H144ZM150 65V64H149ZM148 65V66H149ZM162 65V64H161ZM191 65V64H190ZM201 65V66H200ZM204 65V66H203ZM215 65H214V67H215ZM241 65V67H244V68H246V70H244V71H242V72H240L241 70H243L244 68H241V70H240V66ZM8 66V67H9ZM26 65H24V67H25ZM36 66V65H35ZM78 67V69H76L77 67ZM80 66V67H79ZM132 66V65H131ZM147 66V67H148ZM151 66V65H150ZM168 66H170V65H168ZM216 66V67H217ZM233 66H234V68H233ZM236 66H238V68L237 69H239V71H236L237 69H236ZM249 66H250V64H249ZM4 67V66H3ZM70 67V68H73V69H68V68ZM133 69L130 67V70H134V69H136L137 71H138V66L136 65H133ZM190 67H192V66H190ZM204 67V68H203ZM210 67V66H209ZM212 67V66H211ZM216 67L214 68L215 70H216ZM221 67V66H220ZM230 67L231 68H233L232 70L230 69ZM257 67V66H256ZM261 67V68H262ZM2 68V66L0 67V70H2L1 69ZM28 68H30V67H28ZM27 67H26V69H28ZM31 68H34V66H32ZM68 69L69 71H66V69ZM106 68H107V66H106ZM169 68V67H168ZM193 68H194V70L197 68V65L195 66V64L193 65ZM222 68V67H221ZM248 68H250V70L248 69ZM255 68V69H254ZM25 69V68H24ZM109 69L107 68V72L109 71ZM144 69V68H143ZM201 69H199L200 70V72H201ZM223 69V68H222ZM247 69L249 70V72L251 71V73H249L248 74V71H247ZM73 70V71H74ZM86 70H89L86 66H85V70L83 69V71L87 74V71ZM94 70H98V68H95L94 69V65L92 66V69H90V71H94ZM102 70V69H101ZM100 69H99V71H101ZM154 70V71H153ZM169 70V69H168ZM199 70H197V72H199ZM212 70V69H211ZM218 70V69H217ZM217 70H216V72H217ZM64 71L65 72H67V74H68V76L66 75V77H63V76H65L64 75ZM81 71V70H80ZM90 71H88V75H90L89 73H90ZM118 71V72H119ZM148 71V72H149ZM157 72V73H154V72ZM167 71V70H166ZM165 70H164V72L166 73V75H167V73H169V72H166ZM202 71H204V70H202ZM220 71V69L218 70V72ZM245 71H247V78H246V76H244V75H246V72ZM98 72V71H97ZM96 71H94V73L93 72H91V74H93V75H95V73L96 74H100V73H102V72H100V73H97ZM109 72H110V75H109ZM107 74L109 75V76H111V72L112 71H109ZM119 72V73H120ZM215 72V71H214ZM213 72V73H214ZM222 72V71H221ZM236 72V73H235ZM25 73H27V72H25ZM32 73H34V71L32 72L31 71V74ZM115 72H113V74H114ZM137 73H140V72H137ZM184 73V72H183ZM194 73H195V71H194ZM201 73H203V72H201ZM227 73V74H226ZM235 73V74H234ZM253 73V74H252ZM30 74V73H29ZM30 74V75H31ZM66 74V73H65ZM104 74V73H103ZM112 74V76L115 78L114 79V81H116L117 79H116V77L114 76ZM121 74V73H120ZM197 75H198V73H196ZM216 73H214V75H215ZM242 74H244V75H242ZM116 75V74H115ZM133 75V74H132ZM185 75V74H184ZM184 75H182V77L184 76ZM201 75H199V76H201ZM212 75V76H211ZM252 75V76H251ZM22 76H23V80H21L22 79ZM97 76V75H96ZM99 76H101V74L99 75ZM104 76V75H103ZM118 76V75H117ZM121 76H122V74H121ZM120 76V79L122 78ZM141 76H143V77H141ZM219 76V77H218ZM249 76H251V77H249ZM29 77V76H28ZM68 77V79H66ZM77 77H79V76H77ZM75 78V79H79L80 77H81V81H77V80H75V82L77 81V91H79L80 89H78V88H81V90H82V87H84V86H82V84H80V82L82 83V77H83V75L82 76H80L79 78ZM138 77H141L140 79L138 78ZM147 77H148V75H147ZM150 77V76H149ZM161 77H164V79L163 78H161ZM184 77H186V75L184 76ZM249 77V78H248ZM63 78V79H62ZM129 78H132V77H129ZM167 78H169V77H167ZM188 78H189V76H188ZM198 78V77H197ZM243 78V79H242ZM252 78V79H251ZM62 79V80H61ZM64 79H66V81L64 80ZM84 80L86 79V78H83ZM90 80H92L91 78H89ZM93 79H95L96 81L95 82H97V78L95 77V78H93ZM163 79V80H162ZM186 79H187V77H186ZM249 79V80H248ZM61 80V81H60ZM64 80V81H63ZM68 80V81H67ZM83 80V81H84ZM89 80V81H90ZM109 80V79H108ZM131 80V79H130ZM134 80V79H133ZM140 80V81H139ZM152 80V81H151ZM158 80V81H157ZM160 80H162V81H160ZM165 80H167L168 81V79H165ZM183 80H184V78H183ZM239 80V81H238ZM245 80V81H244ZM19 81H23V82H20V83H18ZM62 82V83H60V82ZM70 81V82H69ZM111 80H109V82H110ZM165 83H168V84H164V82ZM193 81V80H192ZM245 83H244V82ZM69 82V83H68ZM128 82H129V80H128ZM132 82V81H131ZM156 82H155V80H154V85L156 86L157 84H156ZM247 82H249V83H247ZM59 83V84H58ZM107 83V82H106ZM116 83V82H115ZM114 83V85H118V84H115ZM130 83V82H129ZM150 83V85L149 86H147L148 84ZM161 83H163V84H161ZM240 83H242V84H245L244 86L246 87L247 85H248V89L247 88H245V87H243V85L242 84H240ZM9 84V85H8ZM15 84H17V85H15ZM21 86H20V85ZM58 84V85H57ZM94 84V85H93ZM92 85H91V88L92 87H94V86H96L95 84L96 83H93ZM103 84H105V83H103ZM177 84V85H176ZM6 85H8L9 86V89H8V91L6 90V92H3V88H4V90H5V87H6ZM10 85H12V86H10ZM41 85H45L46 87L47 86H49L48 88L50 89V88H56V86L59 88H56V89H53V90H49L50 92H49V94H47V93H45V91H46V89H44L43 90V87H41ZM52 85H54V87H51ZM60 85H62V86H60ZM130 85H131V83H130ZM146 85V86H145ZM151 85H152V87H151ZM158 85H157V87H158ZM162 85V86H161ZM195 87H197L196 89H198L199 87L200 88H204V90H202V91H204L205 92V94L203 93V92H201V90H199L198 89V92H196V90H194L193 89V87L194 86ZM65 86L63 87L64 89H65ZM76 86V85H75ZM75 86H73L74 88H75ZM82 86V87H81ZM129 88H127V87ZM135 86V87H134ZM143 86L144 87H151V88H145V89H147L148 91H150V92H148V93H143L142 92V90L144 91V89H143ZM166 86H168V89L166 90L165 88H166ZM170 86V87H169ZM215 88H214V87ZM243 88H242V87ZM11 87V88H10ZM21 87V88H20ZM73 87H72V89H73ZM87 87V86H86ZM86 87L84 88V89H86ZM97 87V86H96ZM95 87V88H96ZM106 87V86H105ZM116 87V86H115ZM119 87V86H118ZM118 87H116V90H117V88ZM139 87H140V89H142L141 91H140V89H139ZM142 87V88H141ZM160 87H158L157 88V90L155 89V91H159L160 90ZM186 88V89H183V88ZM212 89H211V88ZM19 88V89H18ZM34 88H36L35 90H34ZM90 88V89H91ZM112 88H113V86H112ZM156 88V87H155ZM182 88V89H181ZM210 88V89H209ZM239 88V89H238ZM71 89V90H72ZM84 89H83V93H84V95L86 94V95H88V92L87 91H85L84 92ZM89 89V87H88V91H89V93H91V90ZM115 89V88H114ZM159 89V90H158ZM162 89V88H161ZM205 89H209V90H205ZM9 90H12L11 91V94H9L10 92H9ZM29 90H31V89H29ZM66 90V89H65ZM80 90V91H81ZM110 90H111V88H110ZM179 90H178V92H179ZM239 90V91H238ZM55 91V92H54ZM73 91V90H72ZM94 90H92V93H94L93 92ZM193 91H195V93H197V95H199L198 93L199 92H201L200 94H202V97L203 98H201L200 96H197V95H193ZM8 92V93H7ZM17 92V93H18ZM65 92V91H64ZM111 92V91H110ZM140 92H142L141 94H140ZM160 92V91H159ZM161 92H162V90H161ZM5 93H7L6 95H5ZM15 93H16V91H15ZM15 93H13V94H15ZM70 92H68V94H69ZM91 93V94H92ZM173 95H171V94ZM188 93H189V96H188ZM0 94V95H1ZM9 94V95H8ZM29 94V93H28ZM59 94V95H58ZM91 94H89V95H91ZM95 94V93H94ZM148 94H150V96L149 97H151V98H148ZM169 94L171 95V96H169ZM186 94H187V96H186ZM191 94L193 95V96H191ZM209 94V95H208ZM211 94V95H210ZM72 95V94H71ZM83 95V98L85 99L86 97H88V96H84ZM153 95V96H152ZM206 95V96H205ZM49 98H48V97ZM155 96V97H154ZM163 96H165L166 97V95L165 94H163ZM188 98H186V97ZM212 97V99L211 98H206V97ZM46 97L48 98V101H47V99H46ZM56 97V100H57V98H58V100L57 101H55L54 100V98ZM61 97L62 96H60V99H61ZM147 97V98H146ZM152 97H153V102L151 101V99H152ZM177 98V100H176V98ZM183 97L185 98V100L187 99L188 100V102H189V100H191V102H190V104H189V106L187 105H184V106H186L188 109H191V111L189 112V113H193L194 112V110L192 109V108H194V107H199V113H198V115L201 113L200 111V108L202 107V105H204V108H207V109H204V111L205 110H207V112H206V114L210 111L211 112V109L212 108H210V107H212V106H214L213 104H215L216 105V107L217 108H219V109H217V108H215L216 109V111H213L214 113L213 114H217V112L219 113V115H216L217 117L215 118L214 117V121L213 120H211V119H208V118H206V117H204V114H205V112H204V114H203V116H202V114H201V116H195V115H192V116H195V117H192V119L190 118L189 120H192V121H187V120H183L182 119V117H181V115L182 114H184V112H183V110L182 109H185V108H181V110H182V112H180L179 111V113L181 114L180 116H178L179 115V113L177 114V112H178V110L179 109H176V108H178V107H181V106H179L177 103H179L180 101L182 102V101H185V100H183ZM196 97H199V98H196ZM50 98L52 99V101L50 100ZM154 98H156L155 99V101H154ZM191 98H193V99H191ZM195 98V99H194ZM12 99V98H11ZM22 99H23V97H22ZM25 99V98H24ZM83 99V100H84ZM165 98H164V100H166ZM180 99H182V100H180ZM208 99H209V101H208ZM81 100V99H80ZM79 100V101H80ZM82 100V101H83ZM86 101H87V99H85ZM94 100H95V102H94ZM178 100H179V102H178ZM194 100H196L195 102L197 103L198 102V100L202 103L203 102V104H201L200 106L198 105L199 104V102L196 104V103H194L193 101ZM202 100V101H201ZM3 101V100H2ZM20 101V100H19ZM157 101V103H158V105L161 107V108H159V107H156V106H158L157 105V103H155ZM173 101H171V103L170 104H172V103H174ZM21 102V101H20ZM49 102V103H48ZM69 102H71V103H69ZM94 102V103H93ZM149 102H152V103H155L154 104V106H155V108L152 106V105H150L149 104ZM163 102H166V101H163ZM180 102V103H181ZM185 102H187V101H185ZM185 102H183V103H185ZM209 102V103H208ZM3 103V104H4ZM8 103L10 104V102H8L7 101V105H2L1 103H0V105H2L3 107L4 106H8ZM69 103V104H68ZM75 103V102H74ZM90 103V102H89ZM50 104V105H49ZM210 105V104H212V105H210V107H208V105ZM163 105V104H162ZM165 105V104H164ZM163 105V106H164ZM229 105H233V106H229ZM2 106H1V108H2ZM19 106V105H18ZM87 106V105H86ZM183 106V107H184ZM207 106V107H206ZM222 106H225L226 108L224 109L223 108V110H221L222 109ZM227 106L230 108V111L229 112H231L230 113V117L229 118H232L231 120H233V121H237V122H232L229 118H227V121L228 120H230V121H226V122H223V121H218L217 119H223L224 120V115H226L225 117H228L227 115L229 114L227 111H228V108H227ZM221 107V108H220ZM232 107H234V110L232 109ZM154 108V109H153ZM163 108V109H162ZM173 108V109H172ZM186 108V109H187ZM83 109L84 110H86V107H85V104L83 103ZM82 109V110H83ZM156 109V110H155ZM157 109H159V111L158 112H155V111H157ZM175 109V111L173 112V110ZM186 109H185V111H186ZM202 109V108H201ZM241 109H242V111H241ZM246 109V111L247 112H245L244 110ZM81 110V109H80ZM193 110V111H192ZM214 110V109H213ZM224 110H227L226 112L228 113V114H226L225 112V114H223V111ZM231 110H233V111H231ZM14 111H16L15 109H14ZM18 111V110H17ZM166 111V114L164 113ZM197 111V110H196ZM195 111V112H196ZM203 111V110H202ZM18 112H20V111H18ZM18 112H17V114H18ZM175 112H176V114H175ZM187 113H185V115L186 114H188V110L186 111ZM194 112V113H195ZM251 112V113H250ZM253 112V113H252ZM11 113H13V112H11ZM82 115V117H81V115ZM197 113V112H196ZM195 113V114H196ZM220 113L222 114V116L220 115ZM248 113V114H247ZM174 114V115H173ZM211 114V113H210ZM234 114H235V112H234ZM248 115L247 117H246V115ZM256 114V115H255ZM185 115H183V117H185ZM190 115V114H189ZM209 115V114H208ZM236 115V114H235ZM13 116V117H12ZM187 116V115H186ZM221 116V117H220ZM239 116V115H238ZM17 122L18 121V123H14L15 124V126H13V124H12V122H11V119L12 118ZM155 117H157V118H163V119H165V120H157V119H154ZM166 117H168V118H166ZM176 117H181V119H182V122H178V121H176L175 119H176ZM258 117V116H257ZM42 118H44L43 120H42ZM235 118H237V117H235ZM260 117H258L257 119H259ZM12 119V120H13ZM20 119V120H19ZM185 119H186V117H185ZM219 119V120H220ZM241 119V120H242ZM14 120H13V122H14ZM36 120V121H35ZM253 120V119H252ZM147 122H149V123H158V124H154V126H152V127H148L147 126ZM19 123H24L23 124V127L25 126L26 127V129L24 130H19L18 131V129L17 128H19V127H17L18 126V124ZM176 123L177 124H179V128L177 129V128H174L175 127V125H176ZM12 124V125H11ZM160 124H169V125H172V128H170V130H167L166 132L165 131H160V130H158L162 125H160ZM113 127V129H115V130H112V129H110V127ZM240 126H242L243 127V125L240 123ZM154 127V128H153ZM241 127V128H242ZM27 128H29V129H27ZM20 129V128H19ZM229 129V130H228ZM91 130V131H90ZM9 131L10 132H12L13 133V136L14 137H11V136H9L8 137V135H7V137L5 136L6 135V133H9ZM226 131H225V133H226ZM63 134L62 135V137L61 136H59L60 134ZM9 134H11V133H9ZM66 136H65V135ZM97 135H99V136H97ZM142 137L144 140H146L148 143H145L142 139L140 140L139 139V137ZM99 140H98V139ZM117 139V140H118ZM164 139H166V140H168V141H170L171 142V145L173 146V148H171L170 147V145L166 142V143H164L163 141H164ZM97 142H96V141ZM217 140V139H216ZM35 144V145H34ZM76 144V145H75ZM92 144V145H91ZM113 144H115V145H113ZM121 144L123 145V142L121 141ZM77 145H79L78 147H77ZM91 145V146H90ZM74 146V147H73ZM81 146V147H80ZM72 147H73V149L75 148L76 149V153H73V152H71V151H73V149H72ZM147 147H150V149H147ZM158 147H160V148H162V149H158ZM65 149L63 152H62V154H59V155H56V154H58V153H60V150L61 149ZM111 148L114 150H111ZM120 148V147H119ZM62 149V150H63ZM79 149V150H78ZM95 149H96V152H95ZM118 149V148H117ZM179 149H180V151H179ZM100 152H99V151ZM146 150H148V151H150L149 153L148 152H146ZM30 151V152H29ZM55 152V153H54ZM98 152V153H97ZM102 152H105V153H103L102 154ZM107 152V153H106ZM124 152V151H123ZM181 152H180V154H181ZM1 153V152H0ZM4 153V154H5ZM17 153V154H18ZM29 153H30V155H29ZM80 153H81V155H80ZM85 154V156L83 155V154ZM93 153H95V154H93ZM99 153H100V156H99ZM3 154V155H4ZM66 154V155H65ZM101 154H102V156H101ZM170 154H171V156H170ZM187 154V153H186ZM2 155V156H3ZM31 156V158H29V156ZM87 155V156H88ZM91 155V156H90ZM0 156H1V154H0ZM24 156H27L28 158H26V157H24ZM66 156L68 157V159L66 160L65 158H66ZM76 156V157H75ZM82 156H84V157H82ZM97 156H96V158H97ZM167 156V157H166ZM258 156V152L257 151H249V152H245V153H240V154H238V155H234L232 158H230V159H226V160H223V161H221V162H219V163H217L214 167H212L209 171L208 170H204V171H199V173H197L196 172V174H193L194 172H190L189 174H187V175H185V176H183L182 178H180V179H178V180H176V181H174V182H172V183H170V184H164V185H161V186H159V187H157V188H155L153 191H151V193H150V195H152V194H155L156 195V199H160V197H164V201H168V199L169 198H174V196L173 195H175V198H177L178 196H183V198L184 197H189V195H188V193H190L188 190L189 189H191V187H196L198 190L197 191H199V194H201V196H204V197H208L205 193L207 192V190H209V192L211 191V189L213 188V187H217V186H223V187H232V189H231V191H232V193H231V191H229L228 189H226V188H223V189H221V187H219L221 190L220 191H222V192H220V193H218V187L216 188L217 189V192H216V190H215V192H213L214 190H212V194H213V200H211L209 203L211 204V205H197V203H194V201H193V203L194 204H196L197 206H195L193 203H192V205H191V207L189 206V208H191L192 210L193 209H195V210H197V211H193L192 213H190L189 211H187V209H186V207H182V209L180 208V210L181 211H177L178 209H175L176 211H174V213H170V214H174V216L175 217H173V216H171L170 214H168L169 216H166V215H164V216H166L165 217V221H163V220H160V222L161 223H159V216H158V222H156L155 220L156 219H153L152 220V218H153V216L154 215H156L157 213H155V214H153V216L152 217H150V213L152 214V213H154L153 211H157L158 209H159V207H156L155 206V204L154 203H152V202H150L149 200H148V196H149V194H145V195H141V196H138V197H136L134 200H131V201H126V202H124V204H121V203H119V204H121V205H116L115 207H113L112 209L110 208V210L107 212V213H105V214H103L102 216H100L99 218H97L96 220H93L92 222H90V223H88L87 225H86V227L75 237V240H74V242H73V244L68 248V250L66 251V257H65V259H64V261H63V263L62 264H73L74 262H75V264H77V263H80V262H82V261H79V262H77L76 263V261H78L77 260V258H82L83 257V252L84 253H86V256H85V258L87 257L88 258V261L89 262H87L86 263V260H87V258L86 259H81V260H85L84 262H85V264H92L93 262V264H97V263H99L98 262V260L100 261V264H102V262L104 263V262H107V264L109 263V264H114V262H117V257L120 255V254H126V256H127V259L129 258H133V255H135L136 257H137V253H138V250H139V248H138V246H140V247H145V248H148V249H145V257H146V259L147 260H158L162 255H164L165 257H168L169 255H170V253H171V251L172 252H174V250H186V249H188V248H190L191 247V245H195V243L193 242V240L191 239V237H190V233H189V235L187 234L186 235V237L188 236V237H190V239H188V241L185 243V244H183V246L182 245H180L179 244V246H180V248L179 247H177V245H174L173 246V244H170L169 243V245H171L172 247H170V248H172V250L171 249H165V248H167L166 247V245H164V247L165 248H163V249H159V250H156L155 249V247H153L155 244L154 243H149V241L150 242H152V240H150V239H152V238H150V234L152 233V232H154L155 231V227L156 226H158L159 227V229H166V227H169V226H176L177 224H185L186 222H189V220H191L192 218L193 219H199V218H202L203 216L205 217H203V219H206V220H203V219H201V220H203V221H201V222H199V224L196 226L195 225V229L196 230H200V232H203V233H201L200 235H201V237H202V239L203 238H205V239H208V240H206L204 243H202L203 242V240H202V242H200V245H199V243H196L198 246H200V247H203V249L205 250V251H212V252H218V254H214V256H212L211 258H210V262L209 263H211V264H264V246H263V243H262V241L264 240V238H262L264 235H259V236H261V238H258V235H257V241H254L253 242V244H252V242L251 241H249L248 243H246L247 244V246H246V248L244 249V247H245V244L243 243V242H241L240 240H245L246 238H244V236H246V235H244V234H246V233H242V232H240V233H242V234H240L239 233V235L241 236V235H243L242 237V239H239V237H235V235H238V232H235V234H233L234 236H232V234L231 233H233V231H235V230H233V229H235V227L233 226V224H236V221H235V223L233 222V224H232V226L234 227L233 229H232V227L231 228H229V226L228 227H225V230H223V231H221L220 233H217L218 234V236H215V235H210L209 233H204L205 231L207 232H209V231H212L211 229H213V228H215V226L212 224V219L213 220H215V219H217L218 221L219 220H221L222 218H225L224 217V215H226L227 213H226V211H230V214H236V213H239V212H236V209H237V206H240V208H241V206L243 205V202H245V201H243L244 200V198H245V192L242 190V189H239L238 190V194L239 193H242V191L244 192V193H242L243 194V196H240L239 195V197H242V200H240L241 201V205H239L240 204V202H239V197H237V195L235 194L236 192H234V189L235 188H238V185H240V184H244V185H247V186H249V183H251V181L249 182V175L250 176H252L251 175V173H253V165H255L256 166V164L255 163H253V164H251V163H249L248 161H250V159L252 158V157H254V158H256ZM9 157V156H8ZM81 157L83 158V159H81ZM24 158V159H23ZM25 158L27 159L26 161H25ZM116 158V159H115ZM8 159V158H7ZM6 158H5V160H4V158L2 159V161H6L7 160ZM25 161V162H23V160ZM85 159V160H84ZM164 159V158H163ZM258 159V158H257ZM74 160V161H73ZM92 160H90V161H92ZM95 160V159H94ZM105 160H106V158H105ZM167 160V159H166ZM169 160V161H170ZM263 163L261 162H259V164L258 165H260V166H262V169L260 168V173H264V157H263ZM87 161V160H86ZM119 161V160H118ZM168 161V162H169ZM238 162V161H245V162H247V164H246V166L245 167H243V169L242 168H237V169H235V173H234V175H232L231 176V179H230V184H231V186H230V184H228L227 183V180L226 179H224V177L222 176V175H219L221 172H223V171H225L226 170V168L228 167V166H230L233 162ZM67 162V163H66ZM76 162V161H75ZM92 162V163H93ZM101 162V161H100ZM109 162H111V165L110 166H112V167H109ZM167 162V163H168ZM5 163H9V161H6ZM72 163H70V166H71V164ZM87 163V162H86ZM113 163V164H112ZM83 164H84V166H83ZM160 164V163H159ZM63 165H64V167H63ZM89 165H91L90 167H89ZM99 166V169H98V167H96L95 168V166ZM158 165V164H157ZM156 165V166H157ZM34 167V169H33V167H32V169L35 171V169L37 170V172L35 173V174H33V173H30L29 171H31V168H30V170L28 171V168L29 167ZM40 166H42L43 168H41ZM47 166V167H46ZM44 167H46V168H44ZM67 167V166H66ZM85 167V168H84ZM159 167V166H158ZM257 167V166H256ZM48 168L49 169H51V171H49L48 170ZM72 168H74V170H72ZM84 169V171L82 170V169ZM133 168H134V166H133ZM45 169H46V171H45ZM91 169L93 170V171H91ZM103 171H102V170ZM146 169V168H145ZM258 169V168H257ZM15 170V171H14ZM26 170L30 173V174H32V176H30V174H27L26 173ZM52 172L51 174L48 172ZM252 170V171H251ZM83 171V172H82ZM102 171V172H101ZM255 171V170H254ZM257 171V170H256ZM54 172H56L55 174H53ZM67 172V171H66ZM82 172V173H81ZM85 172L87 173V174H85ZM94 172H97V174L99 173L100 175L102 174V179L100 178V175H99V178L97 179V178H95V177H93V176H95L93 173ZM212 172H214V174H213V177H212V179H210V177H209V173H212ZM61 173H65L64 174V176H63V174H61ZM107 173V174H106ZM103 174H106L107 176L105 177V178H103ZM202 175L203 174V178L202 177H199V176H197L199 179H197V177H195L194 175ZM44 175H46L47 177H48V175H49V179H48V182H47V180H46V178L47 177H45ZM206 175H208V176H206ZM263 175V174H262ZM122 176V177H121ZM194 176V177H193ZM67 177H65V178H67ZM125 177H127V176H125ZM129 177V176H128ZM127 177V178H128ZM207 177H208V179H207ZM27 178H28V180H27ZM41 178H43V179H41ZM55 178V177H54ZM70 178V177H69ZM68 178V180H71L72 179V175H71V179H69ZM77 178V179H76ZM194 178H196V179H194ZM5 179H7V177L5 176ZM7 179V180H8ZM37 179H39V180H37ZM52 179V180H51ZM81 179H83L82 181H81ZM84 179H86V180H84ZM87 179H88V181L89 182H85V181H87ZM193 179V180H192ZM207 179V180H206ZM260 180V185H261V187L264 185V177L262 178V177H260L259 178ZM33 180V181H34ZM46 180V181H45ZM68 180H66V182L68 181ZM72 180V181H73ZM97 180H101L100 182H98L97 183ZM192 180V182H191V184L189 183V184H187L186 183V181H191ZM31 181L30 182H28V184L26 183V184H22V187H16V189H22V188H24L25 187V185L27 186V185H31V186H34V185H37V184H34L35 183V181H34V183H33V181H32V183H31ZM72 181H70L71 183H72ZM54 182V181H53ZM56 182V181H55ZM69 182V183H70ZM106 182V183H107ZM180 182L181 183H186V184H183L184 186L185 185H188L189 187H187L186 186V188L185 187H183L184 189H186V190H184V191H182V190H180V188H178L179 189V191H181V193L178 191V189H175L174 188V190H177L176 192L174 191V193H176V194H172V196L171 195H169V194H164V195H160V193H161V191L163 190V189H167V188H169V187H172V186H174L175 184H180ZM9 183V182H8ZM19 183V184H18ZM37 183V182H36ZM41 183V184H40ZM64 183H62V184H64ZM69 183H65V186L67 185V184H69ZM110 183V184H109ZM234 183V184H233ZM32 184H34V185H32ZM41 185V187L43 188V189H47V188H45V186L46 185H44V187L42 186V182H38V185ZM86 184V185H85ZM105 184V183H104ZM104 184H103V186L102 187H104V188H102L103 190L105 189V191H104V193H99L100 195V197L98 196V195H96V196H98V197H96V198H98L99 200L100 199H102L101 197H103L101 194H106V193H111L112 194V189H111V192H109L108 191V188H110V187H107L106 188V186H104ZM130 184V183H129ZM227 184V185H226ZM24 185V186H23ZM37 185V186H38ZM39 185V186H40ZM56 186V185H59L58 183L55 185V183H54V185H53V183L51 182L48 186ZM76 185V187L77 186H79L78 184H75ZM96 185V186H95ZM102 185V184H101ZM181 185V184H180ZM225 185V186H224ZM260 185H259V187H260ZM50 186V187H51ZM64 186V185H63ZM69 187H71V186H73V184L72 185H68ZM176 186V185H175ZM178 186V185H177ZM177 186H176V188H177ZM29 188H27V190L29 191L30 190V186H28ZM80 187V192L82 191V193H83V191H85V190H83L82 188H81V186H79ZM114 187V188H115ZM212 187V188H211ZM235 187V188H234ZM14 188V187H13ZM61 188H63V187H61ZM78 188V187H77ZM87 188V189H86ZM101 188V187H100ZM116 188V189H117ZM124 188V186L121 188V189H123ZM183 188H181V189H183ZM196 188H194L195 190H196ZM234 188V189H233ZM25 189H26V187H25ZM25 189L24 190H22V192H25ZM42 189V190H43ZM64 189V188H63ZM63 189H61L60 190V192L63 190ZM74 189H75V187H74ZM87 190V191H85V194L87 193V192H89L90 190ZM98 189V188H97ZM96 189V190H97ZM115 189V190H116ZM169 189H171V188H169ZM169 189H167V190H169ZM200 189V190H199ZM20 190H18V191H20ZM41 190V192H37V194H38V196H36L37 194L36 193H33V192H31V190L29 191V192H31L32 193V195H26L27 197H28V203H29V201H30V203H31V197H33L34 196V194H35V197H38L39 198V196L41 197H43L42 199H41V202H40V204H43L44 202V204L43 205H45L44 206V209H42L41 208V206L43 207V205H39L40 206V208L44 211V212H52V214L51 215H55V214H53V212L55 211L56 213H58V211L56 210L57 208H56V206L57 205H55V206H49V204L48 203H50L51 201L54 203L56 200H57V198L59 199L60 197L62 198L63 196H59L58 195V192H57V194H56V192H53L54 193V196H53V193H52V196L53 197H56L55 196V194L56 195H58L57 196V198H50V199H47V200H43V199H45V196H44V194L45 195H47V193H49L48 191H50V190H48L47 192H44V191H42ZM58 190H59V188H58ZM65 190V192L63 193V192H61V193H63L64 195L66 194V189H64ZM63 190V191H64ZM69 190V189H68ZM166 190V191H167ZM171 190H173V188L171 189ZM171 190H169L170 192H171ZM225 190V191H224ZM18 191H16L18 194H21L20 192H18ZM27 191V193H25V194H29V192ZM56 191V190H55ZM93 191V190H92ZM116 191H118V189L116 190ZM166 191H165V193H166ZM188 191V192H187ZM190 191H192V190H190ZM203 191H205V193L203 192ZM235 191H237V190H235ZM241 191V192H240ZM44 192V193H43ZM71 192V191H70ZM230 192V193H229ZM258 192V191H257ZM90 193V192H89ZM89 193H87L88 195H89ZM167 193H169V192H167ZM215 193H216V195H215ZM219 195H218V194ZM261 193V192H260ZM71 194V193H70ZM74 194V193H73ZM72 194V195H73ZM85 195V196H88V195ZM111 194H108V195H111ZM159 194V195H158ZM191 194H193L194 195V193H190V197L192 196ZM248 194V193H247ZM264 194V193H263ZM262 194V197L264 198V195ZM17 195V194H16ZM16 195H13L14 197H15V199H16ZM75 195V194H74ZM253 195V194H252ZM22 196V194L20 195V196H18L19 198ZM25 195H24V193H23V196H22V199L21 200H23V202H22V205L24 204L25 205V203H26V201H24V199L23 198H25L24 197ZM69 195H67V199L69 198L68 197ZM76 196L77 195H75L74 197L75 198H72L73 199V201H74V199H77L78 198V196H77V198H76ZM177 196V197H176ZM251 196V195H250ZM254 197H255V195H253ZM260 198H262L261 197V194L260 195H258ZM26 197V198H27ZM47 197V196H46ZM88 197H90V196H88ZM87 197V198H88ZM93 197H94V195H93ZM92 196H91V198H93ZM194 197V196H193ZM237 197V198H236ZM256 197H257V195H256ZM10 198V197H9ZM34 198V197H33ZM60 198V199H61ZM66 201H67V199H66V197H63ZM86 198V199H87ZM151 198V197H150ZM153 198V197H152ZM165 198H166V200H165ZM239 198V199H238ZM263 198H262V201L259 199L256 203L258 204V202H261L260 203V205H262L263 206V202H264V200H263ZM13 199V198H12ZM18 199V198H17ZM35 199H37V198H34V201H32V202H34L33 204H31V205H27V207L28 206H30L29 208L31 209H28L30 212L32 211V212H35V214H30V215H33V218L31 219L32 221H35L34 220V217L36 218V214H39V213H36V212H38L37 211V209L38 208H36V210H32V209H35V207H39V206H37L39 203V201H40V198L38 199L39 201H37L36 202V200ZM52 199V200H51ZM53 199H54V201H53ZM56 199V200H55ZM59 199V201H61ZM72 199H71V204L69 203V202H65V204L66 205H68V203H69V205H68V208L69 207H71V206H73L72 204H73V201H72ZM163 198H161V200H162ZM9 200V199H8ZM44 202H43V201ZM80 201V199L78 198L76 201H74V204H75V202L77 203H79V201ZM89 201H90V199H88ZM87 200V202L89 203V201ZM97 200V199H96ZM11 201L12 200H10V203H11ZM16 201H18V200H16ZM46 201L48 202V203H46ZM68 201H70V199H68ZM170 201H172V200H170ZM243 201V202H242ZM14 204H15V202H14V199H13V201H12ZM51 202V205L53 204ZM64 202V201H63ZM81 202V201H80ZM99 202V201H98ZM182 202V201H181ZM8 203H9V201H8ZM38 203V204H37ZM176 202H174V204H175ZM179 203V202H178ZM187 204H190L191 202H189V201H187L186 202ZM185 203V204H186ZM37 204V205H36ZM46 204H47V206H49L50 207V209H48V208H46L47 206H46ZM61 204H63L62 202H61ZM61 205L60 206V204L57 206L59 209L61 208V207H63V209L62 210H64V214H66L65 216H64V214L63 215H61V214H59L60 216H62V217H65V219L62 221V222H64L66 219H69L68 217H73L72 216V213L70 212V210L67 208V206L66 205ZM82 203H80V207L81 206H83V205H81ZM90 204H92V203H90ZM170 204V206H171V208L173 207V208H175L176 206H172V203H169ZM169 204L167 205L168 207H170L169 206ZM186 204V205H187ZM16 205H19V203L17 202V204ZM23 205V207L25 208L26 206H24ZM35 206V207H33V206ZM54 205V204H53ZM79 204H77V206H78ZM93 205V204H92ZM180 205V204H179ZM256 205V204H255ZM11 206H12V204H11ZM20 206V205H19ZM151 206V207H150ZM155 206V207H154ZM178 206V205H177ZM206 206H209V207H206ZM253 206V205H252ZM262 206H260V207H262ZM21 207V206H20ZM19 207V208H20ZM23 207H21L22 209H24ZM26 207V208H27ZM51 207H52V211H51ZM53 207H55V209L53 208ZM79 207V206H78ZM79 207V208H80ZM258 208V206L256 205L255 207L253 206V210L254 211H256V212H258L259 211V209H257ZM20 208V209H21ZM72 208V207H71ZM74 208H76L75 206H74ZM11 209H13V208H11ZM19 209V210H20ZM22 209H21V212H22ZM66 209H68V210H66ZM76 209H78V208H76ZM152 209H153V211H152ZM183 209H186V210H183ZM209 209V210H208ZM27 210V209H26ZM25 210V212H27L26 213V215L29 213L28 212V210L26 211ZM45 210H47V211H45ZM54 210V211H53ZM167 210V209H166ZM172 210V209H171ZM213 210H216V211H213ZM238 210V209H237ZM258 210V211H257ZM261 210V209H260ZM12 211V210H11ZM16 211V210H15ZM41 212V213H44V212ZM67 211H69L68 213H66ZM149 211H150V213H149ZM152 211V212H151ZM161 211V210H160ZM225 211V212H224ZM242 211V210H241ZM252 211V210H251ZM250 211V212H251ZM20 212V213H21ZM148 212V213H147ZM158 212V211H157ZM216 213L217 212V215H219L218 217L216 216V214H214V213ZM261 211H259V213H260ZM19 212H18V216H20L19 214H20ZM47 213H45V214H47ZM144 213H146L145 214V216L147 215V216H149L148 218L150 219V220H152L150 223H149V221H147L148 223H146V224H144V223H142V222H145V219L147 218H145L143 215H144ZM245 213H247V215H249V214H251V213H249V210H248V212L246 211V212H244V214ZM12 214V213H11ZM15 214V213H14ZM23 214V213H22ZM25 214V213H24ZM48 214H50V213H48ZM47 214V216H48V218L50 217L49 215ZM68 214H69V216H68ZM71 214V215H70ZM167 214V213H166ZM210 214H212V215H214V216H212V215H210ZM253 214V213H252ZM251 214V215H252ZM256 214V213H255ZM261 214V213H260ZM260 214H258L259 216H261ZM16 215V214H15ZM57 215V214H56ZM162 215V216H163ZM176 215H179V216H176ZM228 215V214H227ZM241 215V217H243V215H242V213L240 214ZM23 216V215H22ZM60 216H58L59 218H61ZM164 216H163V218H164ZM201 216V217H200ZM211 216V217H210ZM216 216V217H215ZM230 216V215H229ZM237 216V215H236ZM236 216H230V219H228L229 221L228 222H230V220H231V218H235ZM25 217V216H24ZM41 217V216H40ZM54 216H52V219H54L53 218ZM75 217V216H74ZM142 217H144L143 219H144V221H142L141 222V220L140 219H142ZM240 216L238 215V217H237V219L239 218ZM246 217H248V216H246ZM245 217V218H246ZM29 218V220H30V218L31 217H28ZM43 218H45V217H43ZM56 218H57V216H56ZM59 218H57V219H59ZM174 218H176V219H180V220H188V221H185V223L184 222H180V223H178L177 221H175L174 220ZM212 218V219H211ZM249 218H251V217H249ZM254 218H256V217H253L252 219H254ZM260 218V217H259ZM259 218H256V220L257 219H259ZM39 219V218H38ZM42 218H40V220H41ZM162 219V218H161ZM225 219H227V218H225ZM240 219V218H239ZM241 219H243V218H241ZM248 218H246V219H244V220H247ZM25 220H27L26 218H25ZM50 221H51V219H49ZM60 220V219H59ZM135 220H140V222L142 223V225L144 226V227H142V225L140 226V222L138 221V223L137 222H135ZM147 220V219H146ZM200 220V219H199ZM1 221V220H0ZM3 221V220H2ZM42 221H44L43 219H42ZM56 221V220H55ZM58 221V220H57ZM67 221V220H66ZM238 221V220H237ZM241 221V220H240ZM240 221H238L237 223H239ZM254 221V220H253ZM61 222V221H60ZM69 222V221H68ZM163 222V223H162ZM217 222V221H216ZM223 223H225V221H222ZM244 222V221H243ZM31 223V222H30ZM137 223V224H136ZM232 223V222H231ZM50 224H52V221H51V223ZM139 224V225H138ZM147 224H149V227H147L146 225ZM215 224V223H214ZM227 224H229V223H227ZM241 224V222L239 223V225ZM245 224H247V223H245ZM245 224H243V228L242 227H240V230H238L237 229V227L239 226H237L236 227V229L238 230V231H243V232H247L248 230H250V229H253L252 227H250L249 226V224H248V226L250 227V229H248L247 227H246V229H248V230H246L245 229ZM34 225H37L36 224V222H35V224ZM46 225H48V221L46 220ZM214 227H213V226ZM216 225H218V224H216ZM221 226L222 225H225V224H220ZM245 225V226H244ZM32 226H33V224H32ZM38 226V225H37ZM41 226V225H40ZM45 225H43L42 227H44ZM138 226V227H137ZM146 226V227H145ZM227 226V225H226ZM39 227V226H38ZM46 227V226H45ZM56 227V226H55ZM213 227V228H212ZM40 229H41V227H39ZM141 228H143V229H141ZM145 228V229H144ZM222 228V227H221ZM228 228V230H227V232L226 233H223L224 231H226V229ZM39 229V230H40ZM217 229V228H216ZM224 229V228H223ZM242 229H244V230H242ZM145 230H148V231H146L145 232ZM217 230H219V229H217ZM233 230V231H232ZM236 230V231H237ZM38 231V230H37ZM141 231H143V232H141ZM213 231H215V230H213ZM212 231V232H213ZM232 231V232H231ZM135 232L137 233L136 234V237H134L135 236ZM138 232H141V235H143L142 237L145 239H148L147 237H149L150 239H149V241L148 240H146L145 242L143 241V238L141 237V235H138V234H140V233H138ZM211 232V233H212ZM231 232V233H230ZM143 233V234H142ZM214 233V232H213ZM149 234V235H148ZM216 234V235H217ZM231 234V235H230ZM248 234V236H250V233H247ZM137 235H138V237H137ZM175 236H177V234L176 235H174V238H173V235H171L170 237H169V241H170V239H175L176 237ZM179 236H177V238H178ZM134 238V239H133ZM135 238H136V240H135ZM8 239V238H7ZM179 239H181L180 237L178 238V239H175V240H179ZM4 240V239H3ZM3 240L2 239H0V243H2L3 242ZM101 240V241H100ZM137 240H139V241H137ZM8 241H10L9 239H8ZM8 241L5 239L4 240V242H5V244L4 245H7L6 243H8ZM101 243H100V242ZM137 241V242H136ZM148 241V242H147ZM154 242H155V240H153ZM3 242V243H4ZM96 242V243H95ZM144 242V243H143ZM191 242H193V243H191ZM182 243V242H181ZM191 243V244H190ZM251 243V244H250ZM98 244H100V245H104V248L102 249V247L101 248H99V249H102V251H101V253H100V255H99V249H98V251H97V255L99 256H95L97 259H95V258H92V257H94L93 256V253H95L94 251H92L93 249H95L94 247H92V246H98ZM115 244V245H114ZM0 245H2V244H0ZM197 245H196V247H197ZM214 245H216V246H214ZM86 246L87 247H89L90 248V250L92 251V253H91V251H87V248H86ZM168 246V245H167ZM240 246H243V247H240ZM193 247V246H192ZM196 247H194V249H196ZM2 248V247H1ZM0 248V251L2 250ZM20 249H21V247H19ZM84 248H86V252L84 251L85 249ZM88 248V249H89ZM117 248V249H116ZM22 249H24V250H27L28 248H22ZM124 249V250H123ZM118 252V256H117V252ZM119 250V251H118ZM3 251H4V248H3ZM5 251H7L6 249H5ZM122 251H124L125 253H123ZM132 251H135L134 253L132 252ZM177 251H175V252H177ZM88 252V253H87ZM141 252H143V251H141L140 250V253ZM179 252V251H178ZM107 253V254H106ZM87 254H89V255H91L92 254V257H88L89 255H87ZM116 254V255H115ZM133 254V255H132ZM117 256V257H115V256ZM122 255H120L118 258H119V261H120V259L122 258H126V256H122ZM130 255V256H129ZM129 256V257H128ZM132 256V257H131ZM106 257H108V258H106ZM112 257V258H111ZM140 257V256H139ZM89 258H91L92 260L94 259V261H91L90 262V260L91 259H89ZM101 258H105V259H102L101 260ZM115 259V261H114V259ZM178 258V257H177ZM176 258V259H177ZM109 259H113V260H109ZM121 259V261H123ZM126 259V260H127ZM138 258H136V260H137ZM176 259H174L173 260V262L171 263L170 262V264H177L176 263V261L177 260H180L179 258L176 260ZM228 260V261H225L224 263H222L224 260ZM95 260H96V262H95ZM134 260H135V258H134ZM111 261H112V263H111ZM120 261V262H121ZM175 261V262H174ZM84 262H82V263H84ZM134 262V261H133ZM152 262V261H151ZM177 262H179V261H177ZM0 263H1V261H0ZM2 263H4V262H2ZM61 264V263H60ZM104 264H106V263H104ZM117 264H118V262H117ZM179 264V263H178Z\"/></svg>",
    "mask_w": 264,
    "mask_h": 264
},
{
    "label": "crops",
    "instance_id": "3",
    "mask_svg": "<svg viewBox=\"0 0 264 264\" xmlns=\"http://www.w3.org/2000/svg\"><path fill=\"white\" fill-rule=\"evenodd\" d=\"M257 66H258V65H257ZM258 67H259V66H258ZM193 102L196 103L195 101H193ZM196 104H197V103H196ZM222 107H223V106H222ZM232 109H233V108H232ZM243 110H244V109H243ZM238 111H240V110L237 109V111H234L235 114H236L235 117H237V118H235V119L240 120V122H239V121H238V122H237V121H232V122H237V126H236V127H233V126H232L230 130L228 129L229 131H226V129L224 128L225 125H219V126H221V127L224 129V130H222L223 134H221V135H225V134H226V135H227V134L233 135V134L238 133V132H243L245 127H249L251 124H253L254 121H259L260 119H262V118L264 117V116H261L260 114H258V115L255 114L256 116L252 118L253 120L250 119L249 122L247 121L246 123H244V122H245V121H244L245 118L242 119L244 116H242V118H240V117H241V114H243L244 112H240L241 114H239ZM241 111H242V109H241ZM244 111L247 112L246 109H245ZM234 112H232V113H231V112H228L229 114H228V113H227V114H228V115H230V113H231V114H234ZM250 113H251V112H250ZM252 113H253V112H252ZM247 114H248V113H247ZM238 115H239V116H238ZM245 115H246V114H245ZM247 116H248V115H246V117H247ZM257 116L260 117V118L257 119V118H258ZM241 119H242V120H241ZM217 120L220 121V122L223 121L222 119H220V120L217 119ZM240 123L243 125V127L240 126ZM225 127H226V126H225ZM241 127H242V128H241ZM225 131H226V133H225ZM221 135H220V136H221ZM216 138H217V137H216ZM256 166H257V167H256ZM256 166H255L254 170H255V171H256V170H257V171H261L260 168L262 169V166H260V165H256ZM257 168H258V169H257ZM214 214H215V213H214ZM240 214H241V213L230 214V215H233V216H236V215H237L235 218H231V219L233 220L234 223H235V221H236V224H233V222L231 223V227H232V229L235 227V229H233V230H235V231L232 230L233 233H231L232 231L230 232V233L232 234V236H234L233 234H235V232H238V230H240V227L243 228V224H245L244 222H241L240 220H242L241 218L244 219V218H245L244 215H247V213H245V214L242 213L243 217H241ZM210 215H212V214H210ZM238 215L240 216V217H239L240 219H239V218L237 219ZM212 216H214V215H212ZM216 216L218 217L219 215L216 214ZM216 216H215V217H216ZM210 217H211V216H210ZM211 219H212V218H211ZM248 219H249V220H248L249 222H246V223H247V224H245L246 226L244 225V226H245V229H246V227L248 226V224H249L250 227H252V228H256V225H257V222H256L257 220H256V218L252 219V218H249V217H248ZM205 220H206V219H205ZM237 220L241 222L240 225H239L240 222L237 223V222H238ZM253 220H254V221H253ZM212 224H213V223H212ZM232 224H233L234 227L232 226ZM238 225H239V226H238ZM237 226H238V227H237ZM249 226H248V227H249ZM231 227H230V228H231ZM236 227H237V229H238V228H239V229L237 230ZM248 227H247V228H248ZM250 227H249L248 229H250ZM248 229H246V230H248ZM259 229H261V228H259ZM211 230L213 231L214 229H211ZM236 230H237V231H236ZM242 230H244V229H242ZM263 230H264V229H263ZM183 231H184V230H183ZM212 231H209V232H208V231H207V232L205 231V234H206V233H209L210 235L213 234V235H215V236H218V234L215 233L216 231H213L214 233H213ZM244 231H245V230H244ZM248 231H249V230H248ZM250 231H251V229H250ZM250 231H249L250 236H248V234H247L248 232H246V231H245L246 234L243 233L244 235H246V236H244V238H246L245 240L242 239V238H243V237H242L243 235L240 236L239 233H238V235H235V237H239V239H242V240H240V241L243 242V243L245 244L244 249H245L246 246H247L246 243H248L249 241H251L252 244H253L254 241H257V238H256L257 235L254 234V233H251ZM211 232H212V233H211ZM216 234H217V235H216ZM231 234H230V235H231ZM240 234H242V233H240ZM260 234H261V235H264V233H259V235H260ZM184 235H186V234H184ZM184 235H178L179 237H181V239H179V240H173V239H170V241H169L168 239H164V240L167 241L168 243H167V244H165V243H158V244H156V247H155V248H157V250H159V249H163V248H165L164 245H166L167 248H165V249H171V250H172V248H170V247H172V246L169 245L170 242H171L170 244H173V246H174V245H177V247L180 248L179 244L183 246V244H185V243L188 241V239H186ZM206 235H207V234H206ZM259 235H258V238H261V236H259ZM169 237H170V236H168L167 238H169ZM262 238H264V236H263ZM202 240H203V242H202V241H199V242L204 243V242H205L206 240H208V239L203 238ZM143 241L145 242L146 240H143ZM144 242H143V243H144ZM181 242H182V243H181ZM206 242H207V241H206ZM245 242H246V243H245ZM250 244H251V243H250ZM167 245H168V246H167ZM154 246H155V245H154ZM154 246H153V247H154ZM214 246H216V245H214ZM162 247H163V248H162ZM240 247H243V246H240ZM175 251H177V250H174V252L171 251L170 255L175 254V257H174V258H168V260H167V262H166L167 264L170 263V262L172 263L173 260L176 259L177 257L180 259V260H177L178 258L176 259L177 261H179V262L176 261L177 264H178V263H179V264H186L185 262H186V261H189V260L186 259L185 255H184V251H186V250H181V251L178 250L179 252H178V251L175 252ZM174 262H175V261H174ZM166 263H165V259H164V263H163V264H166Z\"/></svg>",
    "mask_w": 264,
    "mask_h": 264
}]
</instances>
